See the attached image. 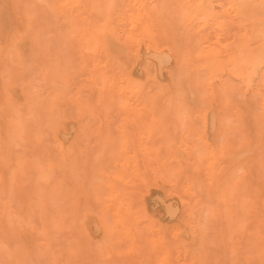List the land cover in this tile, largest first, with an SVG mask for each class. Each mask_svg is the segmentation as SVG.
I'll use <instances>...</instances> for the list:
<instances>
[{
  "label": "rangeland",
  "instance_id": "obj_1",
  "mask_svg": "<svg viewBox=\"0 0 264 264\" xmlns=\"http://www.w3.org/2000/svg\"><path fill=\"white\" fill-rule=\"evenodd\" d=\"M1 1H2V3H1ZM8 1H9V4H8ZM32 2V4H31V2ZM30 1H27V0H18V1H16V0H5V1H3V0H0V16L2 17V19L0 18V25H1V29H2V33H4V34H9V33H11L12 31H14L16 28H18V27H21V26H23V20H22V18H23V16H24V12L25 11H28L29 13H31V15L33 16V17H35V20H33V22H35L36 20H37V16H38V12L40 11V9L42 8L43 9V12H44V14H48V17L50 16V15H52L53 17H56V18H53L52 16H50V21H49V23L51 24V23H54V24H51V25H53V26H51V25H48V26H51V27H53V29H57V31L55 32V30H52V28L51 27H48L49 29H50V31H51V33L50 34H47L48 32H50V31H48L47 29H44L45 28V26H43V24H42V26L41 25H38V24H41V23H44V25H46V22H48V20L49 19H47L46 21H45V19L47 18V16H45V15H43V12L42 11H40L39 13L42 15V16H38V19L40 20V21H36V22H38V24L35 22V23H33V24H37L36 25V27H35V25H34V27L32 26L31 28H30V30H32V31H30L31 33H34V34H31L30 32V34H29V36H30V39L31 38H33V40L31 39H29L30 41H29V44L27 45V55L25 56V59H29V60H31V62L29 61V60H27L28 62H30V64L29 65H31L32 64V67L30 68L29 67V65H28V62L27 61H25V59H24V61L22 62V64H20V67L19 68H21V67H23V66H21V65H23L24 64V66L27 64L28 65V67H27V65H26V71L25 70H22L21 69V72H20V70L19 71H16V69L15 68H12V67H14V66H16V64L14 65V62H12L11 60H8V61H6L5 63H3V64H1V60H0V68H2V69H0V71H2V70H4V68H6V70H4V71H2L1 72V79L3 80V81H1V83H4L5 81H6V78H2V76H4V75H7V73H9V72H14V75H16V73L17 72H20V75L21 76H26L25 78H26V80H25V78H24V81L26 82V81H28V82H26V83H24L23 82V78L21 77L20 79L21 80H17V75H18V77H20L19 76V73H17V75L15 76V78H12V79H14V80H16L18 83H16L17 85H19L20 83H22V84H24V85H28L29 87H31L32 89H34V90H36V89H38V90H40L41 92H44V93H46V91H47V84H46V86L44 85L45 84V82H43V80L42 79H39V80H37L38 78V76L39 75H41V72H40V69H42V67H44V66H51V65H53L54 63H55V60H56V62H62L63 63V60L65 59V57L66 56H68V57H66V59H67V61H68V64H70V62H69V60H72L71 62H73V63H71L70 65H74V67H73V65L72 66H70L69 65V67L70 68H73V69H77V68H75V67H77L78 66V47L76 46L77 44V38L75 37L76 36V34H74L72 31H71V29L69 28V27H66L64 24H63V17H62V14L60 15V14H55L52 10H51V8L49 7V3H48V1L49 0H30ZM37 1V2H36ZM151 1H156V2H158L159 3V6L160 7H158L159 8V21H160V23L162 24V25H164V26H167L166 28H165V30L167 31H165V33L166 34H168V31H171V35H168V40H169V43L168 44H163V45H161V47L158 49V51L160 52L159 53V55H156L155 54V51L153 50V48H151L149 45H148V42L147 41H144V40H142L139 44L138 43H134V44H131L129 47H128V51H127V53H125L126 54V56H125V58H122V57H124V54H122V55H115L114 56V58L117 60V57L119 56V57H121L120 59H121V62H123V64H124V66L126 67V69L128 70V72H131V74H132V76H133V78L139 83V85L143 88V90H142V93H146V94H149V97H147L146 96V99H145V102L143 101V100H140V103H142L139 107H137V110H122L121 108H120V106H117L116 105V101H117V98H116V95L114 94V93H112L109 89H107V88H102V86H100L99 87V82L98 81H96V82H94L93 80H92V78L90 77V74L91 73H93V71H92V68H91V66L89 65V62H90V60H89V58H86V56H85V58L84 59H88L87 60V63H88V65L89 66H87L86 68H85V70H84V72H82L81 74H78L76 77H78V78H75V83H73V85L71 86V94H70V96L71 95H75L76 96V92L77 91H79L80 92V95H82V96H84V98L85 99H87L88 101H89V107L88 108H80V107H78L76 104H74V103H69L68 101H66L65 100V102H64V113L65 114H67L66 115V119L65 120H68L69 122H66V121H62V123H65V124H62L61 125V127L63 126V125H65V126H63L62 128H61V130L59 131V139L60 140H62V141H64V145L66 146V148H69L70 146V144L72 145V147L71 148H73L72 149V151H73V153H72V155H70V158H71V160L69 159V162H68V164H66L65 166L64 165H62V167H63V169L64 170H66V169H69L68 171L72 174V172H74V169L76 168V167H74V166H77V168H76V170L78 171H76L75 170V172L77 173H73L74 175V181L75 182H78L77 183V185L74 183H72V186H76V187H73L75 190H77L78 191V193H76L77 191H75V194H76V196L74 197V199L73 200H75V199H78L76 202H75V206L74 205H72L71 203L69 204H64L63 205V203L64 202H62L61 201V207H63L64 206V208H68V209H71V208H73V210H74V214H75V218H77V215L76 214H78L79 212V217L75 220L76 222L75 223H72V222H70V219H69V221H68V219H67V217L69 218V215H70V211L68 210V211H61V210H64V209H61L60 210V208H58L57 210L58 211H61L62 213V215H61V217L63 216V214H65V212H67L66 214H67V217H64V218H66L67 219V221L64 219V218H62V221H60V223H62V225L60 224V229L59 230H65L64 229V227L66 226V229L69 231H67V234H63L64 233V231H59V230H57L58 231V233H62V235L61 234H57V233H55V231H54V234L52 233V231H51V233L53 234V238L52 239H54V240H52V243H54V245H52V246H55L54 248L52 247V251L53 252H55L56 253V255H55V257H57L56 258V261H55V263L54 264H58L59 262H57L58 261V259L60 260V262L61 263H59V264H67V262H68V264L69 263H71V260H72V258H73V260H72V262H73V264L74 263H76L77 264V262H78V264H96L97 262H98V264H112L113 262V264H115V261H117L116 262V264H130V262H133V263H131V264H148V263H151V260L154 262V263H152V264H215L214 262H216V263H218V264H234V261H235V258H232V255H233V257H236V262H235V264H249V263H252V264H259V262H260V264L262 263V261H263V259H264V257L262 256V255H264V254H261V256H260V254L259 253H257V251H256V248H255V246H254V241H255V239H256V237L257 236H261V237H263L264 238V235H263V233H262V235H261V230H263L262 232H264V229H259L257 226V223H256V221H255V219H256V217H255V213L253 214V215H249V209H250V211H252V208H251V206H250V203L252 202V201H254L255 202V199H253V198H251L250 196H251V191L249 192V193H247L246 195H245V197H244V193H246L247 192V190L248 189H250V185L252 184V182H254V179H253V177H254V175H255V177L254 178H256L257 179V181H255V182H258V186H257V184L256 185H253L252 186V188H251V190H253V189H262L263 187H264V180H263V178H264V175H259V173L260 174H262V173H264V171H262V173H261V170H258V169H256V167L257 166H251V165H254V162H256L255 163V165L256 164H258L259 162V164L261 165H258L259 166V169H262L263 168V170H264V167H263V164H262V162H264V156L262 155V151H261V149H256V152L255 153H257V157H255L256 155H255V153H253V156H252V160H251V162L249 163V164H245V163H241V164H239V165H234V164H231V163H228L227 161H225L224 159L227 157L228 159H229V162L230 161H232V160H230V158H229V154H233V148H235V145H236V143H238V142H240V140L242 139V137L243 136H246V137H248L249 138V140H250V135L251 134H255L256 132L255 131H257L256 129L258 128V124L257 123H259L258 122V116L257 115H259V112H260V110H259V97L255 94V92H254V90L253 89H246L244 86H243V84L241 83V82H239V81H237V80H235V79H233L231 76H229L228 74H223V75H220L219 77H218V79L216 78V79H214V81L212 80L211 82L212 83H210V81L207 79V76H206V74H204V72H200V71H195L194 70V67L192 66V65H190L189 63H188V61H187V56H188V54L190 53V52H194L195 50H197L198 48H200V47H202L204 44H203V42L205 41V39L207 38V37H210V38H213V35H211L212 34V30L210 29V28H207V26L206 27H202L200 24H197L196 25V23H194V24H192V26H189L187 23H183V21L182 20H180V16H181V12H179L180 11V9H181V4H182V0H180L179 1V4L178 3H176L178 0H148V2H151ZM14 2V3H13ZM27 2V3H26ZM36 2V3H35ZM43 2H44V4H45V7H46V4L48 5V9L46 10L45 8H43L42 7V5H43ZM17 3V4H16ZM23 3V4H22ZM35 3V4H34ZM37 3H39V4H37ZM225 3V2H224ZM223 1L221 0H217L216 2H214L213 3V5H212V7H213V11L214 12H221V10H223L224 9V6H223ZM16 4V5H15ZM23 5V7L22 6H20V5ZM25 4V5H24ZM27 4V5H26ZM174 6H173V5ZM178 4V5H177ZM33 5V6H32ZM153 5H154V3H153ZM173 6V7H172ZM177 6H179V7H177ZM14 7V8H13ZM18 8L19 10H20V13H21V15H20V13H19V10L17 9H15V8ZM34 7H35V10H33L34 9ZM40 7V8H39ZM180 8L179 10L178 9H176V8ZM172 8V9H171ZM31 11H30V10ZM11 10V11H10ZM15 10V11H14ZM23 10V15H22V11ZM32 10H33V12H32ZM37 10V11H36ZM50 10V11H49ZM17 12L19 13V14H17ZM48 12V13H47ZM83 12V16H82V18L84 19H88V20H91L92 19V16H91V14L90 13H85L84 11H81V13ZM175 12V13H174ZM177 12V13H176ZM12 13H13V15H12ZM15 13V14H14ZM179 13V14H178ZM80 14V11H77L76 13H75V15H79ZM163 14V15H162ZM3 15V16H2ZM36 15V16H35ZM56 15V16H55ZM162 15V16H161ZM180 15V16H179ZM43 16H45L46 18H44ZM57 16H60V17H57ZM176 16V17H175ZM178 16V17H177ZM40 17H43V18H40ZM53 18V20L54 21H52V18ZM165 17H167V18H165ZM15 18V19H14ZM60 18V19H59ZM62 18V19H61ZM162 18V19H161ZM163 18H165V20H163ZM169 18V19H168ZM17 19V20H16ZM34 19V18H33ZM44 19V21L43 22H41L42 20ZM161 19V20H160ZM170 19L171 20H173L174 21V23H171V21H170ZM179 19V20H178ZM5 22H4V21ZM15 20V21H14ZM56 20H57V22H56ZM52 21V22H51ZM41 22V23H40ZM8 23V24H7ZM16 23V24H15ZM59 23V24H58ZM172 24V25H170L171 27H173V29L170 27V26H168L169 24ZM7 24V25H6ZM10 24V25H9ZM32 24V25H33ZM14 25V26H13ZM57 25V27L56 28H54L55 26ZM59 25H61V31L63 32V33H61V31H60V29H59ZM64 25V26H63ZM4 26H6V27H4ZM44 27V28H43ZM63 27H64V30H63ZM66 27V28H65ZM76 27H77V25H76ZM170 27V28H169ZM14 28V29H13ZM35 28V29H34ZM43 28V29H42ZM47 28V27H46ZM68 28V29H67ZM3 29H6V30H3ZM11 29H13V30H11ZM65 29H66V31H65ZM168 29V30H167ZM9 30V31H8ZM35 30V31H34ZM43 30H45L46 32L45 33H43ZM69 30V31H68ZM199 30H201L200 32H199ZM233 31H231L228 35L229 36H231V34L233 35L234 33H235V30L234 29H232ZM3 31H5V32H3ZM11 31V32H10ZM53 31H54V33L55 34H53L52 35V33H53ZM9 32V33H8ZM37 32V33H36ZM40 32H42V33H40ZM66 32H67V34H66ZM200 34H199V33ZM234 32V33H233ZM65 33V34H64ZM41 34V35H40ZM47 34V35H46ZM59 34H61L62 36L63 35H65L63 38L61 37V36H57V35H59ZM51 37H50V36ZM56 35V36H55ZM69 35V36H68ZM175 35V37H173ZM191 35V36H190ZM196 35H198V36H196ZM211 35V36H210ZM38 37V38H36V37ZM40 36V37H39ZM55 38V39H57V42H56V40L55 39H53V38ZM61 37V40H59V38ZM69 37V38H68ZM169 37H171V39L172 40H170V38ZM193 37V38H192ZM195 37V38H194ZM197 37H199V38H197ZM53 40H52V39ZM76 38V41L74 40ZM50 41H49V40ZM64 39H65V43H64ZM176 39V40H175ZM188 39V40H187ZM1 40V39H0ZM37 40H38V45L36 44V42H37ZM55 40V41H54ZM69 40H70V42H69ZM32 41V42H31ZM58 41H60V42H58ZM67 41V42H66ZM73 41H75L74 42V44H71V42H73ZM172 41V42H171ZM178 42V43H176V42ZM191 41V42H190ZM33 42H35V43H33ZM172 44H171V43ZM193 42V43H192ZM211 42H212V40H211ZM0 43H1V41H0ZM31 43V44H30ZM46 43L49 45H46ZM50 43V44H49ZM55 43V46L56 47H58V48H56L55 50H53V52H52V50H48V48L50 49V47H53L54 45L53 44ZM57 43V44H56ZM60 43H63L62 44V50H61V48H59V46H61V45H59L58 46V44H60ZM32 44H33V47H31L32 46ZM70 44V45H69ZM76 44V45H75ZM178 44V45H177ZM184 44H185V46H184ZM202 44V45H201ZM35 45V46H34ZM53 45V46H52ZM76 46V47H72V46ZM173 45V46H172ZM176 45V46H175ZM182 45V46H181ZM30 46V47H29ZM70 46H71V50H70ZM176 48H175V47ZM205 46V45H204ZM63 47H68L67 48V50H70V52L71 53H69V51L67 52V50L66 49H64ZM171 47V48H170ZM180 47V48H179ZM190 47V48H189ZM29 48V49H28ZM73 48H74V50H73ZM133 48V49H132ZM178 48V49H177ZM36 49L38 50V51H36ZM46 49V50H45ZM131 49H132V51H131ZM34 51V55L36 56V54H37V57H36V59L38 58V60H36V59H34L35 58V56H32L31 54H32V52ZM37 53H36V52ZM63 51H64V53H63ZM66 51V52H65ZM74 51V52H73ZM77 51V53H75ZM180 51V52H179ZM30 52V53H29ZM48 52V53H47ZM49 52H50V54H49ZM57 52V53H56ZM47 53V54H46ZM56 53V54H55ZM67 55H66V54ZM142 53V54H141ZM151 53H153V54H151ZM162 53V54H161ZM166 53V54H165ZM52 54H55V55H52ZM74 54H76L75 55V58L73 57L74 56ZM146 54V55H145ZM150 54V55H149ZM173 54V55H172ZM31 55V56H30ZM51 55L52 56H54L53 58L51 57ZM69 55H72V56H69ZM58 56V59L56 58ZM62 56V57H61ZM77 56V57H76ZM152 56V57H151ZM156 56V57H155ZM181 56V57H180ZM29 57V58H28ZM119 57H118V60H119ZM147 57H149V58H147ZM158 57V58H157ZM62 58V59H61ZM69 58V59H68ZM127 58V59H126ZM146 58V59H145ZM151 58H153V59H151ZM177 58H180V59H177ZM190 58H191V60H192V62L193 63H197V61L192 57V56H190ZM52 59V60H51ZM127 61H126V60ZM130 59H133V60H130ZM51 60V61H50ZM74 60V61H73ZM97 60H100V57H97ZM122 60H124V61H122ZM171 60V61H170ZM49 61V62H48ZM125 61H126V64H125ZM131 61V62H130ZM169 61V62H168ZM178 61V62H177ZM180 61V62H179ZM4 62V61H3ZM7 62H10V64L8 63L7 64ZM129 62V63H128ZM13 63V64H12ZM39 63H41V65L39 64ZM62 63H60V64H62ZM76 63V64H75ZM36 64V65H35ZM51 64V65H50ZM177 64V65H176ZM2 65V66H1ZM3 65H5V66H3ZM8 65H9V67H8ZM13 65V66H12ZM33 65H34V68H38L37 70H38V72H40V74H38V72H37V70H35V69H33ZM43 65V66H42ZM127 65H128V68H127ZM10 66H12L11 68H10ZM36 66V67H35ZM159 66V67H158ZM160 66H161V69H160ZM18 67V66H17ZM52 67V66H51ZM28 68V69H27ZM135 68V69H134ZM177 68V69H176ZM184 68H186V69H184ZM15 69V70H14ZM31 69L32 70H34V71H31ZM175 69V70H174ZM185 71H184V70ZM173 70V71H172ZM6 71V72H5ZM8 71V72H7ZM22 71H25V73L24 72H22ZM184 71V72H183ZM195 71V72H194ZM6 74H5V73ZM30 72V73H29ZM200 72V73H199ZM11 73V74H12ZM35 73H37L36 75H34ZM111 73H115V71L114 70H111ZM189 73H190V75H189ZM198 73V74H197ZM25 74V75H24ZM33 74V75H32ZM159 74H161L160 76H159ZM14 75H13V77H14ZM30 75H31V78H29L30 77ZM34 76H37L36 78L34 77ZM176 76V77H175ZM182 76H185V77H187L188 79H186V78H182ZM42 77V76H41ZM194 77L196 78V79H194ZM40 78V77H39ZM36 79V80H35ZM84 79V80H83ZM183 79V80H182ZM185 79H186V81H188V82H186L185 81ZM192 79V80H191ZM204 79H206V80H204ZM13 80V81H14ZM33 80H35V81H33ZM180 82H179V81ZM181 80H182V82H181ZM199 80V81H198ZM19 81H21V82H19ZM78 81H81V82H78ZM88 83H87V82ZM184 81V82H183ZM195 81V82H194ZM206 81V82H205ZM32 82V83H31ZM37 82V84H39V85H37V84H35ZM43 82L44 84H43V86H44V88L46 89H44V88H41V86H42V84L41 83ZM98 82V83H97ZM191 82V83H190ZM194 82V83H193ZM197 82V83H196ZM208 82V83H207ZM0 83V84H1ZM30 83V84H29ZM37 86V87H33V85L34 84ZM87 83V84H86ZM97 83V84H96ZM180 83H182V85H183V87H184V85H185V87L183 88L182 86V88L183 89H181V87H180ZM22 84H20L19 85V89H22V88H24V87H26V86H23ZM32 84V85H31ZM41 84V85H40ZM78 84V85H77ZM175 84V85H174ZM211 84H215V85H211ZM22 85V86H21ZM34 85V86H35ZM75 85V86H74ZM90 85V86H89ZM101 85V84H100ZM170 85H171V87H172V89L174 90H172L171 91V87H170ZM192 85V86H191ZM200 85V86H199ZM191 86V87H190ZM194 86V87H193ZM197 86V87H196ZM216 88V89H214V87ZM22 87V88H21ZM73 87V88H72ZM165 88V89H164ZM175 88V89H174ZM187 90H186V89ZM210 88V89H209ZM223 88V89H222ZM260 88V87H259ZM73 89V90H72ZM75 89V90H74ZM102 89V90H101ZM164 89V90H163ZM185 89V90H184ZM260 89H262V88H260ZM83 90H84V92H83ZM95 90V91H94ZM167 90V91H166ZM178 90V95L179 96H181L182 94H183V97L181 96L180 98H181V102L180 103H178L177 105H170L167 101H166V98H167V96L169 95V94H171V93H175V91H177ZM192 90V91H191ZM217 90V91H216ZM73 91H76V92H73ZM83 93H82V92ZM86 91V92H85ZM185 91H188L187 93L185 92ZM74 94H73V93ZM93 92V93H92ZM96 92V93H95ZM185 92V93H184ZM219 92V93H218ZM236 92V93H235ZM95 93V94H94ZM165 93V94H164ZM167 93V94H166ZM189 93V94H188ZM231 93V94H230ZM234 93V94H233ZM21 94V95H20ZM101 94H102V96H101ZM161 94H163V95H161ZM186 94H188V95H186ZM192 94L195 96H192ZM248 94V95H247ZM251 94H253V95H251ZM18 95V96H17ZM17 95H15L16 96V98H20V99H22V93H20V91H19V93L17 94ZM94 95H96L95 97L96 98H94L93 96ZM107 95H109V96H107ZM113 95H115V96H113ZM166 95V96H165ZM187 96L186 97V99L184 98L185 96ZM191 97H190V96ZM220 95V96H219ZM237 95H239V96H237ZM247 95V96H246ZM99 96H101V97H99ZM160 96V97H159ZM164 96V97H163ZM233 96V97H232ZM243 96H245V97H243ZM251 96V97H250ZM256 96V97H255ZM92 97H93V99L94 100H91L92 99ZM103 97V98H102ZM162 97H163V99H162ZM188 97H189V99H188ZM195 99H194V98ZM217 97V98H216ZM218 97L220 98V99H218ZM89 98H90V100H91V102H90V100H89ZM100 98H102V101L103 102H101V99ZM192 98V99H191ZM213 98V99H212ZM217 99V100H215V99ZM253 98V99H252ZM162 99V101H160ZM188 99V100H187ZM194 99V100H193ZM204 99V100H203ZM239 100V102L241 101V103H242V105L244 104V106H245V109L247 108V102H246V100L245 101H243L244 99H248L251 103H252V105L254 104L255 106H253V108L254 109H252V105H251V103H248V107H251V109L250 108H247L246 110L245 109H243L244 108V106H242V105H240L241 103H239L238 102V100ZM240 99H242V100H240ZM255 99H256V101H255ZM190 100V101H189ZM213 100V101H212ZM232 100V101H231ZM234 100V101H233ZM235 100L237 101V102H235ZM253 100V101H252ZM258 100V101H257ZM93 101H95V102H93ZM104 101H105V103H104ZM106 101H110V103L109 104H111V105H109L108 104V102H106ZM112 101V102H111ZM185 102V104L186 103H188L189 105H184L183 103ZM212 101V102H211ZM231 101V102H230ZM156 102H158L157 104H159V105H157L156 104ZM162 102V104H160ZM216 102V103H215ZM244 102V103H243ZM254 102V103H253ZM256 102H257V104H256ZM67 103V104H66ZM208 103V104H207ZM212 103H213V105H212ZM228 103V104H227ZM69 104V105H68ZM105 104V105H104ZM163 104H165V105H167V106H165V105H163ZM169 104V105H168ZM218 106H217V105ZM96 105L98 106V109H97V107H96ZM104 105V106H103ZM190 105H192V106H190ZM211 105H212V107H211ZM219 105H220V107H219ZM233 105V106H232ZM235 105V106H234ZM72 106V107H71ZM155 106H156V109H155ZM162 106H164V107H162ZM68 107H70V110H66V109H68ZM105 109H104V108ZM117 107V108H116ZM154 107V108H153ZM160 107V108H159ZM162 107V108H161ZM214 107V108H213ZM227 107H229V108H227ZM234 107V108H233ZM243 107V108H242ZM258 107V108H257ZM164 108V110L166 111V112H163L162 113V111H164V110H161V109H163ZM193 108V109H192ZM209 108H211V111H213V112H210V110H209ZM213 108V109H212ZM227 108V109H226ZM95 109H97V111L95 110ZM114 109V110H113ZM158 109H159V111H158ZM226 109V110H225ZM234 109V110H233ZM250 109V110H249ZM259 110L257 113H250V112H252V111H254V110ZM98 110H99V112H98ZM102 110V111H101ZM110 110V111H109ZM117 110V111H116ZM209 110V111H208ZM229 110V111H228ZM231 110V111H230ZM248 110V111H247ZM87 111V114L85 113ZM95 111V112H94ZM111 111H112V113H111ZM123 111V112H122ZM156 111H158V112H156ZM234 111H238L240 114H241V117L240 118H237L235 115H234ZM246 113H248V114H246L247 116L249 115V114H251V115H249V117H248V119L247 120H244V119H246L247 117H245V112ZM250 111V112H249ZM83 112V113H82ZM104 112V113H103ZM106 112V113H105ZM231 112V113H230ZM68 113L70 114V115H68ZM99 113H100V115H99ZM101 113H103V115H101ZM109 113H111V115L109 114ZM119 115H118V114ZM123 113V114H122ZM158 113V114H157ZM160 113V114H159ZM194 113V114H193ZM209 114V116H208V114ZM212 113V119L214 118V120H215V122H214V120L212 121V120H210L211 119V117H210V114ZM115 114H117L116 116L117 117H119V121L117 122V121H113L114 120V117H116L115 116ZM146 114V115H145ZM155 114H156V116H155ZM173 114V115H172ZM255 115V116H252V115ZM112 115H113V117H112ZM121 115V116H120ZM144 115L147 117H144ZM157 115H159V116H157ZM89 116V119L91 120V121H95V119L96 120H100L99 122H95V124L93 123V122H91L89 119V121H87L86 119H87V117ZM92 117V119H91V117ZM102 116H103V119H102ZM155 116V117H154ZM161 116H164L163 118L161 117ZM192 116V117H191ZM194 116V117H193ZM234 116V117H233ZM250 116H252V117H250ZM69 117V118H68ZM83 117H86L85 119L83 118ZM115 118V120L117 119L118 120V118ZM141 117H143L144 118V120H142V121H140L139 120V118H141ZM197 117V118H196ZM208 117H209V119H208ZM253 117H256L255 118V120L257 121H255V120H253L254 118ZM68 118V119H67ZM71 118V119H70ZM75 118V119H74ZM171 118V119H170ZM195 118V122H194V119ZM235 118V120H233ZM252 120V122H256L255 123V125H254V123H252V122H249L248 120H250V119ZM146 119V120H145ZM148 119V120H147ZM191 119V120H190ZM244 121H248L251 125H247L248 123H240L239 121H241V122H243V120ZM81 120V121H80ZM83 120V121H82ZM85 120L87 121V124H86V122H85ZM165 120L167 121L168 120V122H165ZM199 121L200 120V126L201 127H199V123L197 122V121ZM209 120H210V122L211 123H209ZM239 120V121H238ZM74 121V122H73ZM137 121V122H136ZM143 121H145V122H143ZM233 121H235L234 123H233ZM76 122V123H75ZM84 123V124H82V123ZM103 122V123H102ZM112 122H116L115 124H113ZM129 122H132V123H129ZM135 122V123H134ZM139 122V125H137V123ZM140 122L142 123L141 125H142V127H141V125H140ZM187 122H188V124H187ZM190 122V123H189ZM239 122V123H238ZM78 123V124H77ZM191 123H194V125H196L195 127H194V125L193 124H191ZM103 124V125H102ZM110 124H112L111 126H110ZM131 124V125H130ZM133 124H134V126L136 127V130L134 129L135 127L133 126ZM136 124V125H135ZM144 124V125H143ZM203 124V125H202ZM241 124H242V126H241ZM243 124H245V126L243 125ZM84 125V126H83ZM86 125V126H85ZM93 125H95V129H94V127H93ZM212 125V126H211ZM237 125V126H236ZM72 126V127H71ZM76 126V127H75ZM90 126H92V127H90ZM101 126H102V129H101ZM129 127L130 129H128L127 127ZM131 126V127H130ZM213 126H214V128H213ZM234 126V127H233ZM238 126H240L239 128H238ZM251 126V127H250ZM254 126H256L255 127V129H254ZM83 127H85V128H83ZM106 127V128H105ZM110 127H113L114 128V130H112L113 128H110ZM134 127V128H133ZM137 127H140V128H137ZM152 127V128H151ZM166 127L169 129L170 128V130L171 131H174L173 133L172 132H168V130L166 129ZM171 127H172V129H171ZM210 127V128H209ZM247 127H250V128H252V129H254L255 131V133H251V131H252V129H250V128H248L247 129ZM65 128V129H64ZM89 128H90V130H89ZM131 128H132V130H133V132H134V130L136 131V133H137V135H135L136 133L134 132L133 133V136H136L135 137V145H136V148L137 149H135V145L133 144V136L131 135ZM68 129V130H67ZM70 129V130H69ZM83 129H86V130H84L83 131ZM104 129V130H103ZM138 129V130H137ZM152 129H154V131H152ZM178 129L180 130L179 131V133H178ZM207 129H210V130H213V131H210V130H207ZM244 129H246V130H244ZM72 130V131H71ZM87 130H89V134H88V136H87ZM106 130V131H105ZM113 131V132H111V133H115L114 134V136L112 137V136H110L111 135V133H110V131ZM163 130V131H162ZM165 130V131H164ZM193 130H194V132H193ZM251 130V131H250ZM67 133H66V132ZM70 131V132H69ZM86 131V135H84L83 137H82V133H84ZM97 131V132H96ZM130 131V132H129ZM206 131V132H205ZM246 131V132H245ZM62 132V133H61ZM126 132H128V133H126ZM189 132V133H188ZM211 132V133H210ZM249 132H250V134H249ZM70 133V134H69ZM95 134V135H91V134ZM164 135H163V134ZM176 133H178L179 134V137H177L178 139H179V141L177 142V138H176V136H178V135H176ZM187 133V134H186ZM196 133L198 134V136H195L196 135ZM207 133V134H206ZM81 136H80V135ZM110 134V135H109ZM112 134V135H113ZM156 134V135H155ZM174 136V138H173V136ZM189 134V135H188ZM190 134H192V135H190ZM211 134V136L209 137V136H207V135H210ZM249 134V135H248ZM48 135V134H47ZM47 135L44 137V139L46 140L48 137H47ZM65 135V136H64ZM89 135H91V137L89 136ZM103 135V136H102ZM257 135V133L254 135V138H252L251 139V141H254V139H255V137H257L256 136ZM95 136V137H94ZM194 136V137H193ZM253 136V135H252ZM251 136V137H252ZM86 137H88V138H86ZM102 137V138H101ZM109 137H111L110 139H109ZM114 137H116V138H114ZM158 137V138H157ZM205 137V138H204ZM62 138V139H61ZM82 138V140H80ZM92 138H93V140H92ZM95 138H97V139H95ZM112 138H114V139H112ZM185 138V139H184ZM191 138H193V139H191ZM207 138V139H206ZM85 139V140H84ZM88 139V140H87ZM92 141H91V140ZM100 139V140H99ZM108 141H107V140ZM112 139V140H111ZM158 139V140H157ZM160 139H162V141L160 140ZM170 139V140H169ZM176 139V141H174ZM200 139V140H199ZM47 140H49V143H48V141H45V145L47 146V147H49L50 149H54V143L52 142V139H51V136H50V138L49 139H47ZM80 141V143H82V145L79 143V141ZM115 140V141H114ZM165 140H167V141H165ZM173 140V141H172ZM188 141V143H186L187 141ZM201 141V142H199V141ZM210 140V141H209ZM61 141V142H62ZM81 141H84V142H81ZM117 141V142H116ZM124 141H127V142H124ZM159 141V142H158ZM199 143H198V142ZM234 141H236V142H234ZM90 142V143H89ZM98 142H100V144L98 143ZM111 142H112V144L114 143V145H115V147H116V149L115 148H112V146H110L111 145ZM123 142H124V144H123ZM129 142H130V144H129ZM132 142V143H131ZM155 144H154V143ZM156 142H158V144L156 143ZM164 142V143H163ZM165 142H166V144H165ZM92 143H93V145H92ZM160 143V144H159ZM163 143V145H161ZM190 143V144H189ZM74 144H75V146H74ZM80 144V145H79ZM86 144V145H85ZM97 144V145H96ZM108 144H110L109 146H110V148L107 146ZM154 144V145H153ZM157 144V145H156ZM129 145H131L130 147L132 148H130L129 147ZM172 145H175L174 147H176L175 148V150H174V148H173V146ZM179 145V146H178ZM204 145V146H203ZM67 146H69V147H67ZM95 147V149L93 148V147ZM128 146V147H127ZM132 146H134V147H132ZM167 147V148H169V149H167L168 151H166V147L164 148V150H163V147ZM76 147V148H75ZM104 147L105 148H109V149H106L107 150V152L105 151V149H104ZM194 147H196V148H194ZM205 147V148H204ZM21 148H22V150H24L25 148H23V146H21ZM21 148H18L19 150H21ZM48 148V151L50 150ZM87 148H88V150H87ZM92 148V149H91ZM129 148L132 150H129ZM209 148V149H208ZM90 149H91V152H90ZM95 150L94 151V153H92L93 151L92 150ZM112 149H114V151H112ZM21 150V151H22ZM127 150V151H126ZM161 150H162V154L160 155V152H161ZM179 150H180V153H179ZM112 151V152H111ZM122 151V152H121ZM154 151V152H153ZM176 151H178L177 153H176ZM191 151V152H190ZM194 151V152H193ZM24 153V155L25 154H27V152H29L30 153V150H29V148L28 149H25L24 151H23ZM26 152V153H25ZM53 152V153H52ZM51 153H50V155L52 154L53 156L55 155V151L53 150ZM106 154V155H108L109 157H107V159L108 160H110L109 158H111V156H112V158H111V161H112V163H108V162H110V161H107L106 162V164H107V166L108 167H111L112 165L111 164H113V162H115L116 164H119V165H121V166H123V168H125V176H124V178L122 179L123 181L121 182V184L120 185H122V186H124V185H126V186H124V187H121V191H122V194H121V196H119V199H117V204H118V206H115L114 208L112 207L113 206V202H111L110 201V199H108L109 198V196H108V192L106 191V190H104L103 188H101V189H99L98 190V193L99 194H96L97 193V191L94 193V191H93V189L91 190L90 189V184H99L100 182H101V180L98 178V176H97V167H98V164H99V162L102 160V159H106V155H104V153ZM114 152V153H113ZM150 152V153H149ZM152 152V153H151ZM164 152H166V154L164 153ZM259 152H261V153H259ZM28 153V154H29ZM79 153V155H77ZM92 154V155H90V154ZM139 153V155H137ZM174 153V154H173ZM184 153H185V155H184ZM202 153V154H201ZM229 153V154H228ZM154 156H153V155ZM156 154H157V157H156ZM168 154V156H166L167 157V159H166V157H164L165 155H167ZM177 155V157H176V155ZM193 154V155H192ZM207 154V155H206ZM211 154H214V158H210V155ZM228 154V155H227ZM261 156H260V155ZM31 155V153L28 155V157L25 155V157L26 158H28L29 160H32L30 157ZM38 156H40L41 157V153H40V155L39 154H37ZM81 155H82V157L84 156V155H86V156H84L83 157V159L86 157V159H84L86 162H78V161H81L82 160V157H81ZM148 155V156H147ZM152 155V156H151ZM160 155V156H159ZM170 155V156H169ZM200 155V156H199ZM224 155V156H223ZM69 156V155H68ZM93 156V157H92ZM116 158H115V157ZM123 156V157H122ZM143 156V157H142ZM146 156H147V158H146ZM162 156V157H161ZM193 156V158L191 159L190 157H192ZM226 156V157H225ZM230 156H232V155H230ZM39 157V158H40ZM78 157H81V160H78ZM104 157V158H103ZM161 157V159H158V160H156L157 158H160ZM170 157V158H169ZM175 157V158H174ZM185 157V158H184ZM261 157V158H260ZM263 157V158H262ZM42 158V157H41ZM59 159H60V157H58ZM89 158H91V160H89ZM101 158V159H100ZM156 158V159H155ZM165 158V159H164ZM169 158V159H168ZM179 158H182V159H180L179 160ZM194 158H196V159H194ZM198 158H199V160H200V162H199V165H198ZM260 158V159H259ZM58 159V160H59ZM74 159V160H73ZM95 159H97V161L95 160ZM172 159V160H171ZM176 159V160H175ZM190 159V160H189ZM216 159V160H215ZM227 159V160H228ZM254 159H256V160H254ZM72 160H73V162H75V164H73V162H72ZM76 160V161H75ZM83 160V161H84ZM87 160H89L88 162H87ZM119 160V161H118ZM140 160V165H139V162L138 161ZM166 160H168V161H166ZM203 160V161H202ZM209 160H211V161H209ZM213 160V161H212ZM218 160H220V161H218ZM222 160H224L225 161V163H224V161L222 162ZM261 160V161H260ZM263 160V161H262ZM93 161H95V164H93L94 162ZM105 161V160H104ZM158 161V162H157ZM172 161H173V163H172ZM191 161V162H190ZM254 161V162H253ZM79 163V165H78V163ZM93 162V163H92ZM151 164H150V163ZM161 162H163V164H161ZM168 164H166V163ZM176 162V163H175ZM183 162V163H182ZM219 164H218V163ZM86 163H87V165H86ZM88 163H90V165L88 164ZM147 163H149L148 165H146ZM213 163V164H212ZM216 163V164H215ZM227 163H228V165L230 164L231 166H228L227 165ZM233 163V162H232ZM155 164H156V166H155ZM162 166H161V165ZM167 166H166V165ZM172 164V165H171ZM183 164H186V165H183ZM203 164V165H202ZM215 164V165H214ZM71 165V166H70ZM84 165H85V167H84ZM141 165H142V167H143V170H141L142 168H141ZM164 165V166H163ZM70 166V167H69ZM79 166V167H78ZM81 166H83V168L81 167ZM87 166V167H86ZM145 166H147V167H145ZM190 166V167H189ZM191 166H193V168L191 167ZM200 166V167H199ZM202 166V167H201ZM218 166H219V168H218ZM224 166H228L227 167V169H226V172L228 171V173H225V169L224 170H222L223 168H225ZM232 166H236L234 169H229L230 167H232ZM247 167V170L245 169V167ZM250 166H251V168L253 167L254 168V170H255V173H254V175L252 176V173L254 172V171H251L252 169L250 168ZM170 167L171 168H173V167H175L174 169H170ZM205 167V168H204ZM207 167V168H206ZM213 169H212V168ZM74 168V169H73ZM198 168V169H197ZM202 168V169H201ZM203 168H204V170H203ZM209 168V169H208ZM80 169V170H79ZM86 169V170H85ZM109 169V168H108ZM149 169V171H150V173L148 172V171H146V170H148ZM155 169V170H154ZM161 169H163V171H160ZM189 170L190 172H191V176H193V177H191L190 176V172L188 173V172H186L187 173V175L186 174H183V173H185V170ZM229 169V170H228ZM237 169V170H236ZM83 170V171H82ZM91 170V171H90ZM139 170V171H138ZM140 170H141V174H140ZM145 170V172H143ZM172 170V171H171ZM181 170H182V172H181ZM186 170V171H187ZM200 170L202 171L203 170V173H201L200 172ZM213 170H215V171H213ZM233 170V171H232ZM234 170H236V171H234ZM128 171V172H127ZM205 171H207V172H205ZM220 171H224V172H222V173H225V174H227V176H225L224 174V177L222 176V178L220 177V179H218L219 178V174H222ZM230 171V172H229ZM239 171H241V172H239ZM257 171V172H256ZM87 173V175L86 174H84V173ZM89 172H90V174H92V175H89ZM93 172V173H92ZM146 172H148L147 174H145ZM169 172V173H168ZM172 172V176L170 177V173ZM199 172V173H198ZM215 172V173H214ZM176 175H175V174ZM179 173V174H178ZM192 173H193V175H192ZM201 176V177H198V174ZM219 173V174H218ZM230 173V174H229ZM95 174V175H94ZM145 174V175H144ZM162 174V175H161ZM167 174V175H166ZM197 174V175H196ZM214 174H216V176L214 175ZM82 176V178L84 177L85 179H81V176ZM89 175V177H87V181H86V176H88ZM149 175L150 177L149 178H147V176ZM167 177H166V176ZM184 177V178H182V176ZM234 175H238V176H244V179H243V181L244 182H242V186H240V188L241 189H235L234 187H229V183H228V181H229V177H231V176H234ZM247 175V176H246ZM94 176V177H93ZM142 176V177H141ZM145 176H146V178H147V180H149V182L147 181L146 182V178H145ZM156 176V177H155ZM218 176V177H217ZM251 176V177H250ZM262 178V179H260V177ZM66 177V176H65ZM153 177V178H152ZM159 177V178H158ZM214 179H213V178ZM217 177V178H216ZM250 177V178H249ZM90 178V179H89ZM152 178V179H151ZM196 178V179H195ZM246 178L247 179H249L248 181H245L246 180ZM251 178H252V180H251ZM63 179H66V178H63ZM68 179V182H70L69 184L68 183H65L67 186H69V187H72L70 184H71V182L73 181L72 179H70V178H67ZM81 180V184H80V180L79 181H76V180ZM94 179V180H93ZM159 179V180H158ZM205 179V180H204ZM213 179V180H212ZM218 179V180H217ZM255 179V180H256ZM90 180V181H89ZM98 180V181H97ZM136 180H137V182H136ZM155 180H157V183L155 182ZM172 180V181H171ZM196 180V181H195ZM208 180H210V181H208ZM215 180V181H214ZM260 180H263V183L260 181ZM83 181H85L86 183L84 184V182ZM92 181V182H91ZM142 181V182H141ZM152 181V183H150ZM180 181H181V183H180ZM192 182V184L193 185H190V186H188L189 185V182ZM204 181H206V182H204ZM250 181V182H249ZM67 182V181H66ZM95 182V183H94ZM97 182V183H96ZM161 182V183H160ZM208 182V183H207ZM224 183V185H223V183ZM254 182V183H255ZM88 183V184H87ZM158 183H160V184H158ZM184 183V184H183ZM186 183V184H185ZM247 183H249L248 185H249V188H248V186L246 185ZM260 183H262L263 185H261ZM85 185V186H83V185ZM142 186V184H145L144 186L145 187H148V188H145V187H141L140 185ZM151 184H153V186L151 185ZM154 184H155V186H156V188L154 187ZM166 184V185H165ZM178 184H179V186H178ZM209 184V185H208ZM222 184V185H221ZM244 184L246 185V186H244ZM87 185V186H86ZM139 185V186H138ZM147 185V186H146ZM158 185H159V187H158ZM170 185V186H169ZM174 185H176L177 186V188H176V186H174ZM201 185V186H200ZM215 185V186H214ZM226 185H227V188H226ZM77 186H78V188H77ZM138 186V187H137ZM151 186V187H150ZM172 186H174V189H173V187ZM195 186H196V188H195ZM206 186V187H205ZM213 188H215V189H213ZM87 187V188H86ZM128 187H130V188H128ZM170 187V188H169ZM198 187H200V188H198ZM201 187H202V189H201ZM247 188V190L246 191H243V189L244 188ZM77 188V189H76ZM80 188V190H78ZM84 188H86L85 190H84ZM144 188V189H143ZM193 188H195V189H193ZM211 188V189H210ZM245 188V189H246ZM87 189H88V191H87ZM103 189V190H102ZM140 189H142V190H140ZM146 189H147V191H146ZM159 189H161V190H159ZM179 189V190H178ZM196 189L198 190V192L196 191ZM204 189V190H203ZM205 189H206V191H205ZM215 191H213V190ZM219 189L221 190L222 189V191H221V193L222 194H220V191H219ZM244 189V190H245ZM258 189V190H259ZM261 189L259 190V191H261ZM239 190L241 191V192H239ZM2 191H4V190H2ZM83 191H84V193H83ZM201 191V192H200ZM203 191H205L206 193L204 194L205 196H204V198L201 196L204 192ZM212 193H211V192ZM219 191V192H218ZM232 191H233V193H232ZM249 191V190H248ZM264 191V190H263ZM5 192V191H4ZM4 192H0V193H3V195L5 194ZM133 192V193H132ZM166 192V193H165ZM203 192V193H202ZM214 192V193H213ZM262 192V191H261ZM104 193V194H103ZM135 193H138V194H135ZM143 193V194H142ZM147 193V194H146ZM183 194V197H182V194ZM198 193H200V195H197ZM224 193H226V195H224ZM234 193H240L239 195L238 194H236L240 199L238 200V198L236 197H234V195H232V194H234ZM242 193V194H241ZM90 194L92 195V197H90ZM207 194V195H206ZM209 194V195H208ZM249 194V195H248ZM262 194V193H261ZM264 194V193H263ZM2 195V194H1ZM1 195H0V197H1ZM6 195V194H5ZM77 195H78V197H77ZM87 195V196H86ZM158 196V198H157V196ZM166 195V196H165ZM211 195V196H210ZM218 195H220V197L218 196ZM135 196V197H134ZM143 196V197H142ZM195 196H196V198H195ZM198 196V197H197ZM207 196V198H205ZM226 196H227V198H226ZM229 196V197H228ZM4 197V196H3ZM7 197V196H6ZM6 197L5 198H2V199H5L6 200ZM85 197V198H84ZM90 197V198H89ZM160 197V198H159ZM185 197H188L187 199H189V201L191 202H189L188 200H187V202H186V198ZM211 197H213V198H211ZM214 197H215V199H214ZM248 197V198H247ZM84 198V199H83ZM93 200H92V199ZM201 198L205 201H201ZM228 198H230V199H228ZM247 200H246V199ZM17 199V198H16ZM87 199V200H86ZM163 199V200H162ZM217 199V200H216ZM222 199V200H221ZM225 199H226V201H225ZM231 199H233V201L231 200ZM235 199H237L236 201H238V202H236L235 201ZM242 199V200H241ZM249 199V200H248ZM260 199V200H259ZM21 200V199H20ZM87 202H86V201ZM138 200H139V202H138ZM161 200H162V202H161ZM185 200V201H184ZM207 200V201H206ZM209 200V201H208ZM214 200H216V201H218L219 202V204L220 203H222L221 204V206L217 203V202H215ZM220 200V201H219ZM231 200V201H230ZM257 200V202H255V204H256V206H257V208H259V206H261V205H259L258 206V202L259 201H261V197L259 198L258 197V199H256ZM13 201H15V200H13ZM17 201H19V200H17ZM22 201V200H21ZM21 201H19V205H22L21 204ZM83 201H85L86 202V204L87 205H84V203H83ZM135 201V202H134ZM140 201L142 202V203H140ZM145 201V202H144ZM200 201V202H199ZM211 201H213V202H211ZM251 201V202H250ZM60 202V201H59ZM58 202V205L56 204V205H54V206H52L53 208L52 209H56L57 208V206H59V203ZM78 202H80L79 204H78ZM133 202H134V204L137 202L138 204L140 203V204H142V206H140V204L138 205V204H133ZM169 202V203H168ZM189 202V203H188ZM248 202V203H247ZM250 202V203H249ZM16 203V202H15ZM18 203V202H17ZM95 203H96V205H97V203H98V205H97V207L95 206ZM143 203H145V204H143ZM164 203V204H163ZM201 203V204H200ZM208 203V204H207ZM212 203V204H211ZM215 203V204H214ZM228 203V205H226ZM231 203H235V205H231ZM236 203H238V205L236 204ZM260 203V202H259ZM12 204H13V202L12 203H10V205L12 206ZM77 204V205H76ZM81 204V205H80ZM194 204V205H193ZM210 204V205H209ZM241 204V205H240ZM245 204H247V205H245ZM14 205V204H13ZM65 205H67L66 207H65ZM69 205H71V207L69 206ZM92 205H94L95 206V209H94V207L92 206ZM134 205V206H133ZM211 205H213V207L211 206ZM216 207H215V206ZM224 205H226V207L224 206ZM240 205V206H239ZM15 206H17V204H15L14 205V208H15ZM77 206L79 207V208H77ZM81 206H83L82 208H81ZM89 206H90V208H92V209H90L89 208ZM166 206V207H165ZM172 206V207H171ZM176 206V207H175ZM186 206L188 207L187 209H186ZM234 206H239V207H234ZM19 207V206H18ZM56 207V208H55ZM195 207V208H194ZM209 207L211 208V209H209ZM221 207H223V208H220ZM245 207V208H244ZM249 207V208H248ZM262 207V206H261ZM260 207V208H261ZM135 208V209H134ZM232 208V209H231ZM236 208H238V209H236ZM16 209V208H15ZM142 209V210H141ZM144 209H146V211H144ZM173 209V210H172ZM186 211H184V210ZM239 209L241 210V211H239ZM262 209H263V207H262ZM82 212H81V211ZM92 210V211H91ZM172 210V211H171ZM236 210H237V213H239L240 214V216L238 217L236 214ZM246 210V211H245ZM257 211H258V209H256ZM182 211H184V212H182ZM226 211V212H225ZM233 211V212H232ZM234 211H235V213H234ZM242 211H244V212H248L247 214L246 213H244V212H242ZM92 212V213H91ZM150 214H149V213ZM152 212H154V213H152ZM222 212H224V214L222 213ZM86 213H87V216H86ZM98 213H99V215H98ZM166 213H167V215H166ZM170 213V214H169ZM172 213V214H171ZM181 213V214H180ZM224 215V216H222V214ZM230 213V214H229ZM244 213V214H243ZM251 213H253V212H251ZM257 213H261V211H258ZM82 214V215H81ZM92 214V215H91ZM174 214H176V215H174ZM181 215L180 217L178 216V215ZM182 214H183V217H182ZM243 216H242V215ZM226 215V216H225ZM229 215L231 216V217H229ZM235 215V216H234ZM64 216H66V215H64ZM118 216V217H117ZM201 216V217H200ZM216 216H218L219 217V222L217 221V217ZM252 216H253V218H252ZM86 217V218H85ZM120 217V218H119ZM172 217V218H171ZM182 217V218H181ZM222 217V218H221ZM227 217H228V220H230V222L227 220ZM236 217H238V218H236ZM247 217H249V218H252L253 220H252V222L253 221H255L254 223H252V224H255V225H252V226H250V228L248 227V225L249 224H251V221H250V219L249 218H247ZM254 217H255V219H254ZM91 218V219H90ZM216 218V219H215ZM221 218V219H220ZM95 219H96V222H95ZM117 219H120L121 221H122V223H120V224H117L116 222H117ZM222 219H223V221L224 220H227V222L225 221V225H226V227L227 228H224L225 227V225L224 224H222L223 222H222ZM234 219V223L233 224H235V228H236V224L238 223V225H240V228H239V226H238V228H239V230H241V233L238 231V229H237V231L235 230V228H233L234 227V225H233V227L231 226V224H229V223H231V222H233L232 220ZM240 221H239V220ZM245 219H247V220H249V221H247L246 222V220ZM93 220V221H92ZM218 222V224L219 223H221L222 225H218L217 224V222ZM221 220V221H220ZM235 220L237 221V222H235ZM37 221V220H36ZM67 222L66 224L67 225H63V223L64 222ZM213 221V222H212ZM214 221H215V223H214ZM242 221H243V225H245V227L246 228H244L243 227V225H242ZM82 224H81V223ZM180 222V223H179ZM192 222V223H191ZM37 223V222H36ZM68 223H70L71 225V227H69L68 226ZM248 223V224H247ZM78 224H80V226H77ZM93 224H95V228H94V225ZM97 224V225H96ZM114 224H116V225H114ZM214 224H215V226H214ZM229 224V225H228ZM223 225H224V227H223ZM64 226V227H63ZM96 226H98V227H96ZM186 226V227H185ZM214 226V227H213ZM217 226V228L219 229H215V227ZM222 226V227H221ZM241 226H242V228H241ZM62 227V228H61ZM67 227H69L70 229H72V228H76L77 227V231H76V229L74 230L73 229V231L75 232H78L77 234L79 235V237H80V234H82L81 236L82 237H78L79 239H77V235H74V236H76V237H74L73 236V234H71V233H73V231H70ZM90 227H91V229H90ZM142 227V228H141ZM212 227H213V229H212ZM234 229V230H232V228ZM256 227V228H255ZM100 228V229H99ZM144 228V229H143ZM223 228H224V230H223ZM229 228H231V230H227V229H229ZM252 229V230H249V229ZM96 229L98 230H100V231H98V233H96L97 231H96ZM206 229H209V230H206ZM243 229H246L245 231H243ZM247 229H248V231H247ZM256 229H257V231H256ZM81 230V231H80ZM84 230H85V232H84ZM145 231V232H143V231ZM212 230V231H211ZM215 230V231H214ZM83 231V232H82ZM207 231H211V233L210 234H208V239L209 240H207V238L205 237V240H204V235H206L205 233L207 232ZM222 231H227L225 234L227 235V233L228 232H230V234L228 233V235L229 236H226V235H224V233L222 232ZM234 231H236V234H238L239 233V235L237 236L236 234H235V232ZM247 231V235H250V239L251 240H248L247 239V237L248 236H246V235H244L243 234V236H242V232L243 233H245ZM260 231V232H259ZM75 232V233H76ZM213 232H215V233H213ZM233 232V233H232ZM252 232L254 233H257L258 235H254V234H252ZM65 233H66V231H65ZM80 233V234H79ZM144 233V234H143ZM149 233V234H148ZM250 233V234H249ZM52 234H51V236H52ZM114 234V235H113ZM140 234V235H139ZM179 234V235H178ZM211 234H213L214 235V239H212V237L210 236ZM233 234V235H232ZM235 234V235H234ZM57 235H60V237L58 238L59 239V241L61 240V242L62 241H69V243H70V246H69V243L67 244L68 246H66L64 243H66V242H62L63 243V245H61V243L58 245L57 243H59V242H57ZM64 235H66V236H64ZM141 235H143V236H141ZM166 235V236H165ZM169 235V236H168ZM221 235V236H220ZM232 235V236H231ZM253 235H254V237H253ZM57 236V237H56ZM61 236H62V239H60L61 238ZM83 236H84V238H83ZM89 236V237H88ZM109 236V237H108ZM145 236V237H144ZM211 238H210V237ZM215 236H218L216 239H215ZM225 236V237H224ZM233 236H234V238L235 239H233ZM241 237V239H239L238 237ZM244 236H246V243H247V248H246V244L244 245L243 244V238H244ZM251 236L254 238H251ZM96 237H97V239H96ZM99 237V238H98ZM219 237H221V238H219ZM223 237L225 238V239H223ZM66 238V239H65ZM87 238V239H86ZM140 238V239H139ZM231 238V239H230ZM64 239V240H63ZM81 239V240H80ZM85 239V242L86 243H88L89 241L91 242L92 240L94 241V242H96L95 244H94V247H91V244H90V242H89V244L87 245V244H85L86 246H85V248L82 246V243L84 242L83 240ZM90 239V240H89ZM94 239H96V240H94ZM105 239V240H104ZM142 239H143V241H142ZM145 239V240H144ZM210 239H212V240H210ZM239 239V240H238ZM78 240V241H77ZM87 240V241H86ZM122 240H125L124 242L122 241ZM128 240V241H127ZM173 240L175 241V243L173 242ZM218 240H220L221 241V243H222V245H221V243H220V241H218ZM79 241H82V242H80L79 243ZM92 241V243H94ZM113 241V242H112ZM126 241H127V243H126ZM147 241V242H146ZM177 241V242H176ZM223 241V242H222ZM240 241H241V244H240ZM248 241H249V244H248ZM119 242H121V244L119 243ZM123 242V243H122ZM208 242V243H207ZM213 244H212V243ZM226 242V243H225ZM227 242H228V244H227ZM231 244H233V245H231ZM233 242V243H232ZM11 243V242H10ZM10 243L8 244V247H7V250L9 251V253H11V256H13V254L14 253H16V250H14L13 251V249H15V247L14 246H12L13 244L11 243V246L13 247V248H9L10 246ZM75 244V245H73V244ZM98 243H99V246L100 247H98ZM120 244L122 247L121 248H119L120 246L118 245V244ZM125 243V247L123 246V244ZM144 243V244H143ZM146 243H147V245H146ZM211 243V244H210ZM239 243V244H238ZM244 243H245V241H244ZM33 244V247H31V252L28 254V258L29 257H31L32 255L33 256H36V259H35V257H31V259L29 258H27L26 259V261H25V263H23V264H31V263H33V264H36V262H37V264H49V262L48 263H46L47 261H50V257L48 256L49 254L47 253L46 254V251L44 250L43 251V248L41 247V246H39V245H37L36 243H32ZM34 244H36V245H34ZM71 244H72V246L73 247H75V249H73V247L71 246ZM78 244H80V246L83 248V249H85V250H87V249H89V250H87V252L85 251V252H83V249L82 248H80L79 247V245ZM96 244H97V246H96ZM106 244H108L107 246H106ZM117 245V247L115 246V245ZM215 244L217 245V247H216V250H215ZM60 245H61V247L63 246V248L66 246V248H61L60 247ZM84 245V244H83ZM93 245V244H92ZM110 245V246H109ZM161 245H162V247H161ZM171 245V246H170ZM210 247H209V246ZM221 245V246H220ZM239 245H240V247H241V245H244V246H242V249H246V251L245 250H242L240 247H239ZM35 246L37 247V249H35ZM78 246V247H77ZM90 246V248H88ZM111 246H113L112 248H111ZM143 246H145L144 248L146 249V247H147V251H150V250H152V253L151 254H149L147 251H144V248H143ZM149 246V247H148ZM237 246H238V248H237ZM39 247H40V249H39ZM99 249H98V248ZM212 247H214V248H212ZM229 247V248H228ZM255 249V251H253V249ZM69 248H71L72 249V251L74 252V257L72 256V258L70 257V256H68L67 255V249H69ZM77 248H79V250H78V253H76L77 252ZM95 248H97V249H95ZM103 248H105L104 250H101V249H103ZM228 248V249H227ZM233 248V249H232ZM235 248H237L238 250H239V252H238V250L237 249H235ZM249 248H251L250 250H249ZM9 249H12V251L13 252H10V250ZM35 251H34V250ZM38 249L40 250V251H38ZM42 249V250H41ZM61 249H62V252H63V254L61 253ZM92 249H93V251H95L94 253L96 254H94L93 253V251H92ZM120 249V250H119ZM150 249V250H149ZM210 249H213V250H211L210 251ZM242 250V252H241V250ZM55 250V251H54ZM67 250V251H66ZM97 250V251H96ZM110 250H111V252H110ZM207 250V251H206ZM220 250V251H219ZM225 250H226V252H225ZM233 250V251H232ZM34 251V252H33ZM37 251V252H36ZM66 253H65V252ZM92 251V252H91ZM154 251V252H153ZM214 251H215V253H214ZM217 251V252H216ZM223 251V252H222ZM248 251V252H247ZM252 252V253H250V252ZM33 252V253H32ZM44 252V253H43ZM80 252H83V255H81V254H79ZM88 252H89V254H88ZM93 253V254H91V253ZM108 252V253H107ZM141 252V253H140ZM146 252H147V255H146ZM219 252V253H218ZM222 252V253H221ZM244 252V253H243ZM253 252H255V253H257L259 256L258 257H256L257 255H254L255 256V258H257L259 261L258 262H255V260L256 259H252V256H253ZM32 253V254H31ZM35 253H37L36 255H35ZM84 253H87V255H89L87 258L84 256ZM97 253H100L99 255L97 254ZM103 253H105L104 255H105V257H104V255H103ZM173 253V254H172ZM218 253V254H217ZM226 253V254H225ZM227 253H229V255L227 254ZM250 254V256L248 255V254ZM39 254V255H38ZM41 254H42V256H41ZM61 254H62V256L64 257H62L61 258ZM79 254L80 256H77V255ZM116 254V255H115ZM141 256H140V255ZM143 254L146 256V257H144L143 256ZM207 254H209V256L207 255ZM210 254H212L211 256H210ZM224 254H225V256H224ZM239 256H238V255ZM244 254H245V256H244ZM76 255V256H75ZM98 255V256H97ZM101 255V256H100ZM102 255H103V258H102ZM126 255V256H125ZM136 255V256H135ZM149 255H153V257H149ZM217 255V256H216ZM238 257H237V256ZM243 255V256H242ZM249 257H248V256ZM6 256V258L4 259V257ZM9 256H10V254H9ZM7 254L6 255H4L3 256V253L0 255V257H1V263H3L4 264V262H6L7 264L9 263V260L7 259L8 257H9ZM10 256V257H11ZM49 257V258H47V257ZM59 256V257H58ZM84 256L86 259H84L85 261H83V258L82 257ZM92 256V257H91ZM96 256V257H95ZM108 256V257H107ZM111 256V257H110ZM122 256V257H121ZM125 256V257H124ZM137 256H138V258H137ZM143 256V257H142ZM213 256V257H212ZM223 256V257H222ZM253 256V257H254ZM10 257H9V259H10ZM38 257V258H37ZM44 257V258H43ZM76 257V259L77 260H74V258ZM79 257V258H78ZM101 258V259H99V258ZM110 257V258H109ZM130 257L131 258H133V259H131V261H130ZM142 257V259H140V258ZM148 257V258H147ZM208 257V258H207ZM210 257V258H209ZM225 257V258H224ZM244 257V258H243ZM260 257H261V259H260ZM44 260H43V259ZM89 258V259H88ZM91 258V259H90ZM92 258H94V260L92 259ZM105 258H107V260H109V259H112L113 258V260H111V262H107V263H105L106 262V259ZM115 258V259H114ZM117 258H119V259H117ZM137 258V259H136ZM150 258V259H149ZM207 258V259H206ZM221 258V259H220ZM238 258V259H237ZM245 258H247V259H245ZM45 259L47 260V261H45ZM61 259H63V261L64 262H62L61 261ZM79 259V260H78ZM95 259H97V261L95 262ZM104 260V262H103V260ZM147 259V260H146ZM171 259V260H170ZM228 259V260H227ZM234 259V260H233ZM243 259H245V260H243ZM6 260H8V262L6 261ZM82 260V261H81ZM100 261V263H99V261ZM133 260V261H132ZM137 260H139V261H137ZM142 260H145L144 262L142 261ZM208 260V261H207ZM214 260V261H213ZM217 260H219V261H217ZM220 260H222V261H220ZM243 260V261H242ZM31 261V262H30ZM80 261V262H79ZM122 261V262H121ZM130 261V262H129ZM150 261V262H149ZM171 261V262H170ZM186 261V262H185ZM197 261V262H196ZM206 263H205V262ZM247 262V263H243V262ZM257 261V260H256ZM27 262V263H26ZM45 262V263H44ZM95 262V263H94ZM125 262V263H124ZM127 262V263H126ZM145 262H147V263H145ZM170 262V263H169ZM221 262V263H220ZM223 262H225V263H223ZM229 262V263H228ZM0 263V264H1ZM264 263V262H263ZM72 264V263H71Z\"/></svg>",
  "mask_w": 264,
  "mask_h": 264
},
{
  "label": "bare ground",
  "instance_id": "obj_2",
  "mask_svg": "<svg viewBox=\"0 0 264 264\" xmlns=\"http://www.w3.org/2000/svg\"><path fill=\"white\" fill-rule=\"evenodd\" d=\"M3 1H5V0H3ZM14 1V0H13ZM16 1H18V0H16ZM27 1H30V0H27ZM38 1V0H37ZM36 1V2H37ZM41 1V0H40ZM43 1V0H42ZM179 1L180 0H178L176 3H178L179 4ZM217 0H182V4H181V9H180V11L179 12H181V16H180V20H184L183 21V23L185 22V23H187L189 26H192V24H194V23H196V25L197 24H200L202 27H206L207 26V28H210L211 30H212V34L211 35H213V38H210V37H207L206 39H205V41L203 42V44L205 45H203L202 47H200V48H198L197 50H195L194 52H190L189 54H188V56H187V61H188V63L190 64V65H192L193 67H194V70L195 71H202V72H204V74H206V76H207V79L210 81V83H212L211 81L213 80L214 81V79H218V77L220 76V75H223V74H228L229 76H231L233 79H235V80H237V81H239V82H241L242 84H243V86L246 88V89H253L254 90V92H255V94L259 97V110H260V112H259V115H257L258 116V122L259 123H257L258 124V128L256 127V126H254V129H255V127L257 128L256 130L257 131H255L254 129H252V128H250V127H247V129L248 128H250V129H252V131H251V133L253 132V133H257V137H255V139H254V141H251V139L252 138H254V135L256 134H251L250 135V140H249V138L248 137H246V136H243L242 137V139L240 140V142H238V143H236V145H235V148H233V154H229V158H230V160H232V161H230L229 162V159L226 157L224 160L225 161H227L228 163H231V164H234V165H239V164H241V163H245V164H249L250 162H251V160H252V156H253V153H255L256 152V149L258 148V149H261V151H262V155L264 156V0H222L223 1V6H224V9L223 10H221V12H214L213 11V7H212V5H213V3L214 2H216ZM221 1V0H220ZM31 2V1H30ZM35 2V3H36ZM39 2V1H38ZM1 3H2V1H1ZM14 3V2H13ZM27 3V2H26ZM34 3V4H35ZM48 3H49V7L51 8V10L55 13V14H62V17H63V24L66 26V27H69L70 29H71V31L74 33V34H76V38H77V47H78V66L77 67H75V68H77V69H73V68H70L69 67V65L71 64V63H73V62H71L72 60H69V62H70V64H68V61H67V59H66V57H68V56H66L65 57V59L63 60V63L62 62H56V60H55V63L53 64V65H51V66H44V67H42V69H40V72H41V75H39L38 77L37 76H34L35 78L37 77L38 79L37 80H39V79H42L43 80V82H45V84L42 82H40L41 84H42V86H41V88H44V86H43V84L46 86V84H47V91H46V93H44V92H41L40 90H38V89H36V90H34V89H32L31 87H29L28 85L26 86V85H24V84H22L23 82L24 83H26V82H28V81H24V78L26 77H24V76H21L20 75V72H21V69L22 70H25L26 71V65L24 66V64L23 65H21V66H23V67H21V68H19L20 67V64H22V62L24 61V59H25V56L28 54L27 53V45L29 44V41L32 39L33 40V38H31L30 39V36H29V34L31 33L30 31H32V30H30V28L33 26L34 27V25H35V27H36V25L38 24V22H36L37 20L38 21H40L39 19H38V16L40 15V16H42L39 12L40 11H42L43 12V9L41 8L40 9V11L38 12V16L36 17L37 18V20L35 21L37 24H33V23H35V22H33V20H35V17H33L32 15H31V13H29L28 11H25L24 12V16H23V18H22V20H23V26H21V27H18V28H16L14 31H10L11 33H9V34H4V33H2V29H1V25H0V41H1V43H0V60L2 61L1 62V64H3V63H5L6 61H8V60H11L12 62H14V65L16 64V66H14V67H12V66H10V68L12 67V68H17L16 69V71H19L20 70V72H17V73H19V76L20 77H18V75H17V73H16V75H17V80L19 79V80H21L20 78L22 77L23 78V82L22 83H20V84H22L23 86H26V87H24V88H22V89H19L18 87H19V85H17L16 83H18L16 80H14V79H12V78H15V76L16 75H14V72L12 73V72H9V73H7V75H4V76H2V78H6V81L4 82V83H1V81H3L2 79H1V77H0V192H4L5 194L3 195V193H0V195H1V197H0V255L3 253V256L4 255H8L9 256V254H10V256H11V253H9V251L7 250V247H8V244L11 242L13 245L12 246H14L15 247V249H13V251L14 250H16V253H14L13 254V256H9L10 257V259H9V257L7 258L8 260H9V263L8 264H23V263H25V261H26V259L28 258L27 256H28V254L31 252V247H33V244L32 243H36L37 245H39V246H41L42 248H43V251L45 250L46 251V254L48 253L49 255V257H50V261H47L46 259H45V261H47L46 263H48L49 262V264H54L55 263V261H56V258L57 257H55V255H56V251L55 252H53L52 251V247L54 248L55 246H52V245H54V243H52V240H54V239H52L53 238V234H54V231H55V233H57V234H61L62 235V233L60 232V233H58V231L57 230H59L60 229V224L62 225V223H60V221H62V218H64V217H67V212H65V214H63V216L61 217V211H70V215H69V218L67 217V219H68V221H69V219H70V222H72V223H75L77 220V218L80 216L79 215V213L78 214H76L77 215V218H75V214H74V210H73V208H71V209H68V208H64V206L63 207H61V201L62 202H64L63 203V205L64 204H72V205H74L75 206V202L78 200V199H75V200H73L74 199V197L76 196V194H75V191H77V190H75L73 187H76L75 185L74 186H72V183L74 182L76 185H77V183L78 182H75L73 179H74V172H75V170H76V168H77V166H74V167H76L75 169H74V172H72V174L69 172L70 170L69 169H66V170H64L63 169V167H62V165H66V164H68V162H69V159L71 160V158H70V155H72V153H73V151H72V149L73 148H71L72 147V145L70 144L69 146H67V147H69V148H66V146L64 145L65 143H64V141H62V140H60L59 138V131L61 130V128L63 127V126H65V125H63L62 127H61V125L62 124H65V123H62V121L64 122V121H66V122H69L68 120H65L66 119V115L67 114H65L64 113V102H65V100L66 101H68L69 103L71 102V103H74V104H76L78 107H80V108H88L89 107V101L87 100V99H85L84 98V96H82V95H80V92L79 91H73V92H76V96L75 95H71L70 96V94H71V86L73 85V83H75V78H78V77H76L78 74H81L82 72H84V70H85V68L87 67V66H91V68H92V71H93V73H91L90 74V77L92 78V80L94 81V82H96V81H98L99 82V87L100 86H102V88H107V89H109L112 93H114L115 95H116V98H117V101H116V105L117 106H120V108L122 109V110H137V107H139L142 103H140V100H143L144 102H145V99H146V96L147 97H149V94H146V93H142V90H143V88L139 85V83L133 78V76H132V74H131V72H128V70L126 69V67L124 66V64H123V62H121V59L122 58H125V56H126V54L125 53H127V51H128V47L131 45V44H134V43H140L142 40H144V41H147L148 42V45L151 47V48H153V50L155 51V54L156 55H159V51H158V49L161 47V45H163V44H168L169 43V40H168V35H171L170 33H171V31H168V34H166L165 33V28L167 27V26H164V25H162L161 23H160V21H159V8L158 7H160L159 6V3L158 2H156V1H151V2H148V0H49L48 1ZM153 3H154V5H153ZM8 4H9V1H8ZM17 4V3H16ZM15 4V5H16ZM23 4V3H22ZM20 5V6H22L23 7V5ZM31 4H32V2H31ZM37 4H39V3H37ZM177 4V5H178ZM25 5V4H24ZM27 5V4H26ZM173 5V4H172ZM175 5V4H174ZM173 5V6H174ZM33 6V5H32ZM44 6V7H43ZM172 6V7H173ZM176 6V5H175ZM42 7L43 8H45L46 10L48 9V5L46 4V7H45V4H44V2H43V5H42ZM177 7H179V6H177ZM14 8V7H13ZM24 8V7H23ZM40 8V7H39ZM176 8V7H175ZM16 10L18 9L17 7L15 8ZM172 9V8H171ZM176 9H178V8H176ZM178 9V10H179ZM19 10V9H18ZM30 10V9H29ZM33 10H35V7H34V9ZM33 10H32V12H33ZM11 11V10H10ZM15 11V10H14ZM31 11V10H30ZM37 11V10H36ZM50 11V10H49ZM77 11H80V14L79 15H75V13L77 12ZM81 11H84L85 13H90L91 14V16H92V19L91 20H86L85 18L83 19L82 18V16H83V12L81 13ZM22 12V15H23V10L21 11ZM19 13H20V10H19ZM18 12H17V14H19ZM48 13V12H47ZM175 13V12H174ZM177 13V12H176ZM15 14V13H14ZM179 14V13H178ZM12 15H13V13H12ZM20 15H21V13H20ZM43 15H45V16H47V18L45 17V16H43L44 18H46L45 19V21L47 20V19H49L50 18V16H52V15H50L49 17H48V14L46 15V14H44V12H43ZM163 15V14H162ZM161 15V16H162ZM3 16V15H2ZM36 16V15H35ZM56 16V15H55ZM43 17H40V18H43ZM53 17V16H52ZM51 17V18H52ZM57 17H60V16H57ZM176 17V16H175ZM178 17V16H177ZM0 18L2 19V17L0 16ZM34 18V19H33ZM53 18H56V17H53ZM53 18H52V21H54L53 20ZM165 18H167V17H165ZM165 18H163V20H165ZM15 19V18H14ZM60 19V18H59ZM62 19V18H61ZM162 19V18H161ZM160 19V20H161ZM169 19V18H168ZM17 20V19H16ZM179 20V19H178ZM4 21V20H3ZM15 21V20H14ZM44 21V19L41 21V22H43ZM49 21H50V19L48 20V22H46V25H44V23H41V24H38V25H41L42 26V24H43V26H45V28L44 29H47L48 31H50V29L48 28V27H51V26H53V25H51V24H54V23H49ZM51 21V22H52ZM170 21H171V23H174V21L173 20H171L170 19ZM5 22V21H4ZM56 22H57V20H56ZM169 24L168 26H170V25H172V24ZM8 24V23H7ZM6 24V25H7ZM16 24V23H15ZM33 24V25H32ZM51 25V26H48V25ZM59 24V23H58ZM10 25V24H9ZM63 25V26H64ZM76 25H77V27H76ZM14 26V25H13ZM60 27H59V29L61 28V25H59ZM4 27H6V26H4ZM47 27V28H46ZM57 27V25L54 27V28H56ZM65 27V28H66ZM165 27V28H164ZM171 27V26H170ZM169 27V28H170ZM7 28V27H6ZM42 28V29H43ZM52 28V30H55V29H53V27H51ZM168 28V27H167ZM172 29H173V27H171ZM14 29V28H13ZM13 29H11V30H13ZM35 29V28H34ZM68 29V28H67ZM232 29H234L235 30V33L232 35L231 34V36H229L228 34L231 32V31H233ZM3 30H6V29H3ZM63 30H64V27H63ZM168 30V29H167ZM9 31V30H8ZM35 31V30H34ZM57 31V29L55 30V32ZM60 31H61V29H60ZM65 31H66V29H65ZM69 31V30H68ZM201 30H199V32H200ZM3 32H5V31H3ZM30 32V33H29ZM46 31L45 30H43V33H45ZM167 32V31H166ZM198 32V33H199ZM37 33V32H36ZM40 33H42V32H40ZM51 33V31L50 32H48L47 34H50ZM61 33H63L62 31H61ZM31 34H34V33H31ZM46 34V35H47ZM53 34H55L54 33V31H53V33H52V35ZM65 34V33H64ZM66 34H67V32H66ZM200 34V33H199ZM41 35V34H40ZM210 35V36H211ZM50 36V35H49ZM56 36V35H55ZM57 36H61L62 38L65 36V35H61V34H59V35H57ZM69 36V35H68ZM191 36V35H190ZM196 36H198V35H196ZM36 37V36H35ZM40 37V36H39ZM51 37V36H50ZM61 37L59 38V40H61ZM173 37H175V35L173 36ZM36 38H38V37H36ZM53 38V37H52ZM51 38V39H52ZM69 38V37H68ZM76 38L74 39L75 41H76ZM170 38V40H172L171 39V37H169ZM193 38V37H192ZM195 38V37H194ZM197 38H199V37H197ZM30 39V40H29ZM53 39H55V38H53ZM52 39V40H53ZM49 40V39H48ZM56 40V42H57V39H55ZM54 40V41H55ZM176 40V39H175ZM188 40V39H187ZM211 40H212V42H211ZM50 41V40H49ZM75 41H73V42H71V44H74V42ZM32 42V41H31ZM58 42H60V41H58ZM67 42V41H66ZM69 42H70V40H69ZM172 42V41H171ZM170 42V43H171ZM176 42V41H175ZM191 42V41H190ZM33 43H35V42H33ZM38 43V40H37V42H36V44ZM64 43H65V39H64ZM176 43H178V42H176ZM193 43V42H192ZM31 44V43H30ZM50 44V43H49ZM53 44V43H52ZM57 44V43H56ZM62 44L63 43H60V44H58V46L59 45H61V46H59V48H61V50H62ZM172 44V43H171ZM38 45V44H37ZM46 45H48L47 43H46ZM54 45V46H53ZM52 46L53 47H50V49L48 48V50H52L53 48V50H55L56 48H58V47H56L55 46V43L53 44ZM70 45V44H69ZM178 45V44H177ZM202 45V44H201ZM35 46V45H34ZM49 46V45H48ZM76 46H72V47H76ZM173 46V45H172ZM176 46V45H175ZM174 46V47H175ZM182 46V45H181ZM184 46H185V44H184ZM30 47V46H29ZM31 47H33V44H32V46ZM56 47V48H55ZM34 48V47H33ZM64 49H66L67 50V48L66 47H63ZM171 48V47H170ZM176 48V47H175ZM180 48V47H179ZM190 48V47H189ZM29 49V48H28ZM72 48H71V46H70V50H71ZM133 49V48H132ZM132 49H131V51H132ZM178 49V48H177ZM46 50V49H45ZM53 50H52V52H53ZM70 50H67V52L69 51V53H71L70 52ZM73 50H74V48H73ZM33 51V50H32ZM36 51H38L37 49H36ZM35 51V52H36ZM66 52V51H65ZM74 52V51H73ZM133 52V51H132ZM180 52V51H179ZM30 53V52H29ZM34 51L32 52V56H35L34 54ZM37 53V52H36ZM48 53V52H47ZM46 53V54H47ZM54 53V52H53ZM57 53V52H56ZM55 53V54H56ZM63 53H64V51H63ZM75 53H77V51L75 52ZM49 54H50V52H49ZM55 54H52V55H55ZM66 54V53H65ZM122 55V54H124V57H119V60H118V57H117V60L114 58V56L115 55ZM142 54V53H141ZM151 54H153V53H151ZM162 54V53H161ZM166 54V53H165ZM30 55V56H31ZM51 55V57L53 58L54 56H52ZM67 55V54H66ZM75 55L76 54H74V58H75ZM146 55V54H145ZM150 55V54H149ZM173 55V54H172ZM69 56H72V55H69ZM85 56H86V58H89V60H90V62H89V65H88V63H87V60L86 59H84L85 58ZM190 56H192L196 61H197V63H193L192 62V60H191V58H190ZM36 57H37V54H36V56H35V58L34 59H36ZM62 57V56H61ZM77 57V56H76ZM97 57H100V60H97ZM152 57V56H151ZM156 57V56H155ZM181 57V56H180ZM29 58V57H28ZM57 59H58V56L56 57ZM121 58V59H120ZM147 58H149V57H147ZM158 58V57H157ZM30 59V58H29ZM29 59H25V61H27V60H29ZM62 59V58H61ZM69 59V58H68ZM127 59V58H126ZM125 59V60H126ZM146 59V58H145ZM151 59H153V58H151ZM177 59H180V58H177ZM32 60V59H31ZM31 60H29L30 62H31ZM36 60H38V58L36 59ZM52 60V59H51ZM50 60V61H51ZM88 60V61H89ZM130 60H133V59H130ZM4 61V62H3ZM74 61V60H73ZM122 61H124V60H122ZM127 61V60H126ZM126 61H125V64H126ZM171 61V60H170ZM28 62V61H27ZM30 62H28V65L30 64ZM49 62V61H48ZM131 62V61H130ZM169 62V61H168ZM178 62V61H177ZM180 62V61H179ZM10 64V62H7V64ZM60 63H62V64H60ZM129 63V62H128ZM13 64V63H12ZM40 65H41V63H39ZM76 64V63H75ZM11 65V64H10ZM28 65H27V67H28ZM36 65V64H35ZM73 65V64H72ZM72 65H70V66H72ZM177 65V64H176ZM2 66V65H1ZM3 66H5V65H3ZM18 66V67H17ZM43 66V65H42ZM8 67H9V65H8ZM29 67L31 68L32 67V64L31 65H29ZM28 67V68H29ZM36 67V66H35ZM73 67H74V65H73ZM159 67V66H158ZM11 68V69H12ZM27 68V69H28ZM127 68H128V65H127ZM0 69H2V68H0ZM14 69V70H15ZM33 69H35V70H37L38 68L36 67V68H34V65H33ZM135 69V68H134ZM160 69H161V66H160ZM177 69V68H176ZM184 69H186V68H184ZM183 69V70H184ZM4 70H6V68H4ZM4 70H2V71H4ZM39 70V69H38ZM38 70H37V72H38ZM111 70H114L115 71V73H111ZM175 70V69H174ZM2 71H0V76L2 75L1 74V72ZM25 71H22V72H24L25 73ZM31 71H34V70H32L31 69ZM173 71V70H172ZM185 71V70H184ZM183 71V72H184ZM194 71V72H195ZM6 72V71H5ZM4 72V73H5ZM8 72V71H7ZM40 72H38V74H40ZM199 72V73H200ZM3 73V72H2ZM12 73V74H11ZM30 73V72H29ZM6 74V73H5ZM37 73H35L34 75H36ZM37 74V75H38ZM198 74V73H197ZM13 75H14V77H13ZM25 75V74H24ZM33 75V74H32ZM161 74H159V76H160ZM189 75H190V73H189ZM42 76V77H41ZM162 76V75H161ZM191 76V75H190ZM40 77V78H39ZM176 77V76H175ZM27 78V77H26ZM26 78H25V80H26ZM29 78H31V75H30V77ZM182 78H186V79H188L187 77H185V76H182ZM16 79V78H15ZM28 79V78H27ZM32 79V78H31ZM186 79H185V81H186ZM194 79H196L195 77H194ZM14 80V81H13ZM36 80V79H35ZM35 80H33V81H35ZM84 80V79H83ZM183 80V79H182ZM182 80H181V82H182ZM192 80V79H191ZM204 80H206V79H204ZM179 81V80H178ZM199 81V80H198ZM16 82V83H15ZM19 82H21V81H19ZM78 82H81V81H78ZM87 82V81H86ZM97 82V83H98ZM180 82V81H179ZM184 82V81H183ZM186 82H188V81H186ZM195 82V81H194ZM193 82V83H194ZM206 82V81H205ZM32 83V82H31ZM88 83V82H87ZM86 83V84H87ZM96 83V84H97ZM191 83V82H190ZM197 83V82H196ZM208 83V82H207ZM30 84V83H29ZM34 84V83H33ZM35 84H37V82L35 83ZM34 84V85H35ZM40 84V85H41ZM76 84V83H75ZM101 84V85H100ZM181 85H180V87L182 86L183 87V85H182V83H180ZM21 85V86H22ZM32 85V84H31ZM33 85V87H37L36 85L34 86ZM37 85H39V84H37ZM78 85V84H77ZM175 85V84H174ZM211 85H215V84H211ZM75 86V85H74ZM90 86V85H89ZM192 86V85H191ZM190 86V87H191ZM200 86V85H199ZM170 87H171V85H170ZM173 87V86H172ZM172 87L170 88L171 89V91L173 90L172 89ZM181 87V89H183L184 87H185V85H184V87L182 88ZM194 87V86H193ZM197 87V86H196ZM214 87V86H213ZM262 88V89H260V88ZM73 88V87H72ZM45 89V88H44ZM165 89V88H164ZM163 89V90H164ZM175 89V88H174ZM186 89V88H185ZM184 89V90H185ZM210 89V88H209ZM214 89H216L215 87H214ZM223 89V88H222ZM46 90V89H45ZM73 90V89H72ZM75 90V89H74ZM102 90V89H101ZM187 90V89H186ZM19 91H20V93H22V99H18V98H16V96L15 95H17L18 93H19ZM95 91V90H94ZM167 91V90H166ZM174 91V90H173ZM192 91V90H191ZM217 91V90H216ZM72 92V93H73ZM82 92V91H81ZM83 92H84V90H83ZM82 92V93H83ZM86 92V91H85ZM186 93L188 92V91H185ZM184 92V93H185ZM93 93V92H92ZM96 93V92H95ZM94 93V94H95ZM219 93V92H218ZM236 93V92H235ZM74 94V93H73ZM165 94V93H164ZM167 94V93H166ZM179 93H178V90L177 91H175V93H171V94H169L168 96H167V98H166V101L172 106V105H177L178 103H180L181 102V96L183 97V94L181 95V96H179L178 95ZM189 94V93H188ZM188 94H186V95H188ZM231 94V93H230ZM234 94V93H233ZM21 95V94H20ZM115 95H113V96H115ZM161 95H163V94H161ZM248 95V94H247ZM246 95V96H247ZM251 95H253V94H251ZM18 96V95H17ZM96 95H94L93 97L94 98H96L95 97ZM101 96H102V94H101ZM101 96H99V97H101ZM107 96H109V95H107ZM166 96V95H165ZM185 96V95H184ZM190 96V95H189ZM192 96H194L193 94H192ZM220 96V95H219ZM237 96H239V95H237ZM93 97H92V99L91 100H94L93 99ZM160 97V96H159ZM164 97V96H163ZM163 97H162V99H163ZM186 97L187 96H185L184 98L186 99ZM191 97V96H190ZM195 97V96H194ZM193 97V98H194ZM233 97V96H232ZM243 97H245V96H243ZM251 97V96H250ZM256 97V96H255ZM103 98V97H102ZM102 98H100L101 99V102H103L102 101ZM217 98V97H216ZM246 98V97H245ZM162 99L160 100V101H162ZM188 99H189V97H188ZM187 99V100H188ZM192 99V98H191ZM195 99V98H194ZM193 99V100H194ZM213 99V98H212ZM215 99V98H214ZM218 99H220L219 97H218ZM253 99V98H252ZM89 100H90V98H89ZM91 100H90V102H91ZM204 100V99H203ZM215 100H217V99H215ZM238 100V99H237ZM240 100H242V99H240ZM246 100V102H247V108H250L251 109V107H248V103H251L248 99H244L243 101H245ZM190 101V100H189ZM213 101V100H212ZM211 101V102H212ZM232 101V100H231ZM230 101V102H231ZM234 101V100H233ZM253 101V100H252ZM255 101H256V99H255ZM258 101V100H257ZM93 102H95V101H93ZM106 102H108V104L110 103V101H106ZM112 102V101H111ZM184 102V101H183ZM235 102H237L236 100H235ZM238 102H239V100H238ZM96 103V102H95ZM104 103H105V101H104ZM158 102H156V104H157ZM216 103V102H215ZM239 103H241V101L239 102ZM244 103V102H243ZM254 103V102H253ZM67 104V103H66ZM160 104H162V102L160 103ZM168 104V105H169ZM184 105H189L188 103H186L185 104V102L183 103ZM208 104V103H207ZM228 104V103H227ZM255 104V103H254ZM252 105V103H251V105H252V109H254L253 108V106H255V105ZM256 104H257V102H256ZM69 105V104H68ZM105 105V104H104ZM103 105V106H104ZM109 105H111V104H109ZM157 105H159V104H157ZM163 105H165V104H163ZM212 105H213V103H212ZM212 105H211V107H212ZM217 105V104H216ZM240 105H242V103L240 104ZM160 106V105H159ZM165 106H167V105H165ZM190 106H192V105H190ZM218 106V105H217ZM233 106V105H232ZM235 106V105H234ZM242 106H244V104L242 105ZM72 107V106H71ZM96 107H97V109H98V106L96 105ZM162 107H164V106H162ZM161 107V108H162ZM219 107H220V105H219ZM104 108V107H103ZM117 108V107H116ZM154 108V107H153ZM160 108V107H159ZM214 108V107H213ZM212 108V109H213ZM221 108V107H220ZM227 108H229V107H227ZM226 108V109H227ZM234 108V107H233ZM243 108V107H242ZM246 108V109H247ZM258 108V107H257ZM97 109H95L96 111H97ZM105 109V108H104ZM155 109H156V106H155ZM193 109V108H192ZM225 109V110H226ZM243 109H245V106H244V108ZM245 109V110H246ZM249 109V110H250ZM66 110H70V107H68V109H66ZM114 110V109H113ZM161 110H164V108L163 109H161ZM209 110H210V112H213V111H211V108H209ZM208 110V111H209ZM234 110V109H233ZM259 110H254V111H252V112H250V113H257ZM102 111V110H101ZM110 111V110H109ZM117 111V110H116ZM158 111H159V109H158ZM158 111H156V112H158ZM229 111V110H228ZM231 111V110H230ZM248 111V110H247ZM95 112V111H94ZM98 112H99V110H98ZM123 112V111H122ZM163 112H166L165 110L164 111H162V113ZM245 112V111H244ZM83 113V112H82ZM86 114H87V111L85 112ZM104 113V112H103ZM103 113H101V115H103ZM106 113V112H105ZM111 113H112V111H111ZM111 113H109L110 115H111ZM231 113V112H230ZM254 113V114H255ZM118 114V113H117ZM117 114H115V116L117 115ZM120 114V113H119ZM118 114V115H119ZM123 114V113H122ZM158 114V113H157ZM160 114V113H159ZM194 114V113H193ZM208 114V113H207ZM246 114H248V113H246L245 112V117H247L246 119H244V120H247L248 119V117H249V115H251V114H249L248 116L246 115ZM252 115V116H255V115ZM68 115H70L69 113H68ZM99 115H100V113H99ZM146 115V114H145ZM144 115V117H146ZM173 115V114H172ZM234 115L237 117V118H240L241 117V114L238 112V111H234ZM104 116V115H103ZM103 116H102V119H103ZM121 116V115H120ZM155 116H156V114H155ZM154 116V117H155ZM157 116H159V115H157ZM208 116H209V114H208ZM252 116H250V117H252ZM87 117V116H86ZM86 117H83L84 119L86 118ZM91 117V116H90ZM112 117H113V115H112ZM117 117V116H116ZM116 117H114V120L113 121H119V117H117L118 118V120L116 119L115 120V118ZM162 118L164 117V116H161ZM192 117V116H191ZM194 117V116H193ZM210 117H211V119L210 120H214V118L212 119V113L210 114ZM234 117V116H233ZM69 118V117H68ZM67 118V119H68ZM147 118V117H146ZM165 118V117H164ZM163 118V119H164ZM197 118V117H196ZM254 119L253 120H255V118L256 117H253ZM71 119V118H70ZM75 119V118H74ZM89 119V116L87 117V121H89L88 120ZM91 119H92V117H91ZM97 119V118H96ZM95 119V121L93 120V121H91V122H93L94 124H95V122L97 123V122H99L100 120H96ZM166 119V118H165ZM171 119V118H170ZM208 119H209V117H208ZM250 119V118H249ZM85 120V122H86V124H87V121ZM139 120L140 121H142V120H144V118L143 117H141V118H139ZM146 120V119H145ZM148 120V119H147ZM191 120V119H190ZM194 120V122H195V118L193 119ZM210 120H209V123H211L210 122ZM233 120H235V118L233 119ZM243 120V119H242ZM243 120V122H241V121H239L240 123H248L247 125H251L249 122H252V120L250 119V120H248L247 122L246 121H244ZM81 121V120H80ZM83 121V120H82ZM89 121V122H90ZM197 121V120H196ZM256 121V120H255ZM74 122V121H73ZM101 122V121H100ZM137 122V121H136ZM143 122H145V121H143ZM142 122V123H143ZM165 122H168V120L166 121L165 120ZM198 123L200 122V120L199 121H197ZM214 122H215V120H214ZM235 121H233V123H234ZM238 122V123H239ZM257 122V121H256ZM255 122V123H256ZM62 123V124H61ZM76 123V122H75ZM82 123V122H81ZM103 123V122H102ZM113 124H115L116 122H112ZM129 123H132V122H129ZM135 123V122H134ZM141 122H140V125L142 124ZM190 123V122H189ZM196 123V122H195ZM252 123H254V122H252ZM255 123H254V125H255ZM78 124V123H77ZM82 124H84V123H82ZM187 124H188V122H187ZM191 124H193L194 125V123H191ZM103 125V124H102ZM112 124H110V126H111ZM131 125V124H130ZM136 125V124H135ZM137 125H139V122L137 123ZM144 125V124H143ZM203 125V124H202ZM244 126H245V124H243ZM84 126V125H83ZM86 126V125H85ZM133 126H134V124H133ZM196 125H194V127H195ZM212 126V125H211ZM237 126V125H236ZM241 126H242V124H241ZM72 127V126H71ZM76 127V126H75ZM90 127H92V126H90ZM93 127H94V129H95V125H93ZM127 127V126H126ZM131 127V126H130ZM135 127V126H134ZM133 127V128H134ZM141 127H142V125H141ZM199 127H201L200 126V123H199ZM234 127V126H233ZM240 126H238V128H239ZM83 128H85V127H83ZM106 128V127H105ZM110 128H113V127H110ZM128 129H130L129 127H127ZM137 128H140V127H137ZM152 128V127H151ZM210 128V127H209ZM213 128H214V126H213ZM65 129V128H64ZM101 129H102V126H101ZM135 130H136V127L134 128ZM166 129L168 130V132H174V131H171L170 130V128L168 129L167 127H166ZM171 129H172V127H171ZM68 130V129H67ZM70 130V129H69ZM84 130H86V129H83V131ZM89 130H90V128H89ZM89 130H87L88 132L86 133V131L84 132V133H82L83 135H82V137L84 136V135H86L87 134V136H88V134H89ZM104 130V129H103ZM112 130H114V128L112 129ZM110 131V133L111 132H113V131ZM134 130V132L136 133V131ZM138 130V129H137ZM207 130H210V129H207ZM244 130H246V129H244ZM62 131V130H61ZM72 131V130H71ZM106 131V130H105ZM115 131V130H114ZM131 135L133 136V130H132V128H131ZM152 131H154V129H152ZM163 131V130H162ZM165 131V130H164ZM179 129H178V133H179ZM210 131H213V130H210ZM255 131V132H254ZM66 132V131H65ZM68 132V131H67ZM66 132V133H67ZM70 132V131H69ZM97 132V131H96ZM130 132V131H129ZM193 132H194V130H193ZM206 132V131H205ZM246 132V131H245ZM62 133V132H61ZM86 133V134H85ZM126 133H128V132H126ZM178 133H176V135H178V136H176V138L177 137H179V134ZM189 133V132H188ZM211 133V132H210ZM48 134V135H47ZM70 134V133H69ZM91 134V133H90ZM113 133H111V135L110 136H114V134L112 135ZM163 134V133H162ZM187 134V133H186ZM207 134V133H206ZM249 134H250V132H249ZM248 134V135H249ZM47 135V137L50 135L51 136V139H52V142L54 143V149H50L49 147H47L45 144L47 143H45V141H48V143H49V140H47V139H49L50 138V136L45 140L44 139V137ZM80 135V134H79ZM92 136L93 135H95V134H91ZM91 135H89L90 137H91ZM135 135H137V133L135 134ZM156 135V134H155ZM164 135V134H163ZM172 135V134H171ZM189 135V134H188ZM190 135H192V134H190ZM253 135V136H252ZM65 136V135H64ZM81 136V135H80ZM103 136V135H102ZM173 136V135H172ZM195 136H198V134L196 133V135ZM207 136H211V134L210 135H207ZM252 136V137H251ZM85 137V136H84ZM83 137V138H84ZM95 137V136H94ZM134 138H133V144L135 143V137L136 136H133ZM194 137V136H193ZM86 138H88V137H86ZM102 138V137H101ZM111 137H109V139H110ZM114 138H116V137H114ZM114 138H112V139H114ZM158 138V137H157ZM173 138H174V136H173ZM205 138V137H204ZM62 139V138H61ZM95 139H97V138H95ZM111 139V140H112ZM117 139V138H116ZM178 139V138H177ZM185 139V138H184ZM191 139H193V138H191ZM207 139V138H206ZM80 140H82V138L80 139ZM85 140V139H84ZM88 140V139H87ZM91 140V139H90ZM92 140H93V138H92ZM91 140V141H92ZM100 140V139H99ZM107 140V139H106ZM158 140V139H157ZM161 141H162V139H160ZM170 140V139H169ZM200 140V139H199ZM198 140V141H199ZM62 141V142H61ZM79 141V140H78ZM108 141V140H107ZM115 141V140H114ZM165 141H167V140H165ZM173 141V140H172ZM174 141H176V139L174 140ZM179 141V139L177 140V142ZM187 141V140H186ZM197 141V142H198ZM210 141V140H209ZM81 142H84V141H81ZM117 142V141H116ZM124 142H127V141H124ZM124 142H123V144H124ZM159 142V141H158ZM158 142H156L157 144H158ZM199 142H201V141H199ZM198 142V143H199ZM234 142H236V141H234ZM79 143H80V141H79ZM90 143V142H89ZM99 144H100V142H98ZM128 143V142H127ZM132 143V142H131ZM154 143V142H153ZM164 143V142H163ZM163 143L161 144V145H163ZM186 143H188V141L186 142ZM81 145H82V143H80ZM79 144V145H80ZM129 144H130V142H129ZM136 144V143H135ZM134 144V145H135ZM155 144V143H154ZM153 144V145H154ZM156 144V145H157ZM160 144V143H159ZM165 144H166V142H165ZM190 144V143H189ZM86 145V144H85ZM92 145H93V143H92ZM97 145V144H96ZM110 144H108L107 146L110 148V146H112V148H115L116 149V147H115V145H114V143L112 144V142H111V145L109 146ZM21 146H23V148H25V149H28L29 148V150H30V153H31V159L32 160H29L28 158H26L25 157V155L28 157V155L30 154L29 152H27V154H23L24 152V150H22V148H21ZM74 146H75V144H74ZM94 146V145H93ZM92 146V147H93ZM131 145H129V147H130ZM173 146V148H174V150H175V148L176 147H174L175 145H172ZM179 146V145H178ZM204 146V145H203ZM128 147V146H127ZM132 147H134V146H132ZM163 147V146H162ZM166 147V146H165ZM165 147H163V150H164V148ZM18 148H21V150H19ZM48 148L50 149L49 151H48ZM76 148V147H75ZM94 149H95V147H93ZM109 148H105L104 147V149H105V151L107 152V150L106 149H109ZM131 148V147H130ZM129 148V150H131ZM194 148H196V147H194ZM205 148V147H204ZM92 149V148H91ZM91 149H90V152H91ZM92 150L93 152L92 153H94V151L95 150ZM135 149H137L136 148V145H135ZM167 149H169V148H167L166 147V151H168ZM209 149V148H208ZM55 151L54 153H55V155L53 156L52 154L50 155V153L52 152V151ZM87 150H88V148H87ZM112 151H114V149H112ZM111 151V152H112ZM127 151V150H126ZM132 151V150H131ZM50 152V153H49ZM122 152V151H121ZM154 152V151H153ZM178 151H176V153H177ZM191 152V151H190ZM194 152V151H193ZM26 153V152H25ZM29 153V154H28ZM40 153L42 154L41 155V157L40 156H38L37 154H39L40 155ZM53 153V152H52ZM104 153V152H103ZM114 153V152H113ZM150 153V152H149ZM152 153V152H151ZM165 154H166V152H164ZM179 153H180V150H179ZM259 153H261V152H259ZM90 154V153H89ZM162 154V150H161V152H160V155ZM174 154V153H173ZM202 154V153H201ZM227 154V155H228ZM69 155V156H68ZM77 155H79V153L77 154ZM90 155H92V154H90ZM104 155H106L105 153H104ZM137 155H139V153L137 154ZM153 155V154H152ZM151 155V156H152ZM155 155V154H154ZM153 155V156H154ZM159 155V156H160ZM176 155V154H175ZM184 155H185V153H184ZM193 155V154H192ZM207 155V154H206ZM210 155V154H209ZM230 155H232V156H230ZM255 157H257V153H255ZM260 155V154H259ZM84 156H86V155H84ZM83 156V157H84ZM148 156V155H147ZM147 156H146V158H147ZM166 156H168V154L167 155H165L164 157H166ZM170 156V155H169ZM200 156V155H199ZM224 156V155H223ZM261 156V155H260ZM40 157V158H39ZM58 157H60V159L58 158ZM81 157H82V155H81ZM81 157H78V160H81ZM83 157H82V160L81 161H78V162H86L84 159H86V157L83 159ZM93 157V156H92ZM107 157H109L108 155H106V159L104 158V159H102L100 162H99V164H98V167H97V176H98V178L101 180V182L99 183V184H90V189L92 190L93 189V191H94V193L97 191V193L96 194H99L98 193V190L99 189H101V188H103L104 190H106L108 193V196H109V198L108 199H110V201L111 202H113V208L115 207V206H118V204L116 203L117 202V199H119V196H121V194H122V191H121V187H124V186H126V185H124V186H122V185H120L121 184V182L123 181L122 179L124 178V176H125V168H123V166H121V165H119V164H116L115 162H113V164H111L112 166L111 167H108L107 166V164H106V162L107 161H110V162H108V163H112V161H111V158H112V156H111V158H109L110 160H108L107 159ZM115 157V156H114ZM123 157V156H122ZM143 157V156H142ZM156 157H157V154H156ZM162 157V156H161ZM161 157L160 158H155L156 160H158V159H161ZM176 157H177V155H176ZM215 156H214V154H211L210 155V158H214ZM116 158V157H115ZM170 158V157H169ZM168 158V159H169ZM175 158V157H174ZM185 158V157H184ZM191 159L193 158V156L192 157H190ZM261 158V157H260ZM259 158V159H260ZM263 158V157H262ZM59 159V160H58ZM101 159V158H100ZM165 159V158H164ZM166 159H167V157H166ZM180 159H182V158H179V160ZM194 159H196V158H194ZM228 159V160H227ZM74 160V159H73ZM73 160H72V162H73ZM84 160V161H83ZM89 160H91V158H89ZM89 160H87V162L89 161ZM96 161H97V159H95ZM105 160V161H104ZM172 160V159H171ZM176 160V159H175ZM190 160V159H189ZM198 160H199V158H198ZM216 160V159H215ZM224 160H222V162L224 161ZM254 160H256V159H254ZM76 161V160H75ZM119 161V160H118ZM138 161V160H137ZM166 161H168V160H166ZM203 161V160H202ZM209 161H211V160H209ZM213 161V160H212ZM218 161H220V160H218ZM225 161H224V163H225ZM261 161V160H260ZM263 161V160H262ZM77 162V163H78ZM94 162V163H93ZM92 163L93 164H95V161H93ZM139 162V165H140V160L138 161ZM158 162V161H157ZM191 162V161H190ZM199 162H200V160L198 161V165H199ZM233 162V163H232ZM254 162V161H253ZM150 163V162H149ZM149 163H147L146 165H148ZM166 163V162H165ZM172 163H173V161H172ZM176 163V162H175ZM183 163V162H182ZM218 163V162H217ZM220 163V162H219ZM218 163V164H219ZM228 163H227V165H228ZM252 163V162H251ZM255 163L256 162H254V165H251V166H257L256 167V169H258V170H261V173H262V171H264L263 170V168L262 169H259V166L258 165H260L259 163L258 164H256L255 165ZM73 164H75V162H73ZM89 165H90V163H88ZM151 164V163H150ZM149 164V165H150ZM161 164H163V162H161ZM160 164V165H161ZM167 164V163H166ZM165 164V165H166ZM213 164V163H212ZM216 164V163H215ZM214 164V165H215ZM221 164V163H220ZM226 164V163H225ZM262 164H263V167H264V162H262ZM78 165H79V163H78ZM86 165H87V163H86ZM168 165V164H167ZM166 165V166H167ZM172 165V164H171ZM183 165H186V164H183ZM203 165V164H202ZM71 166V165H70ZM69 166V167H70ZM80 166V165H79ZM78 166V167H79ZM155 166H156V164H155ZM162 166V165H161ZM164 166V165H163ZM228 166H231L230 164L228 165ZM228 166H224L225 168H223L222 170H224L225 169V173H228V171L226 172V169H227V167ZM251 166H250V168H251ZM261 166V165H260ZM82 168H83V166H81ZM84 167H85V165H84ZM87 167V166H86ZM145 167H147V166H145ZM190 167V166H189ZM192 168H193V166H191ZM200 167V166H199ZM202 167V166H201ZM234 166H232V167H230L229 169H234L233 168ZM245 167V166H244ZM248 167V166H247ZM247 167H245V169L247 170ZM251 168L252 170L251 171H254L253 173H252V176L254 175V173H255V170H254V168ZM109 168V169H108ZM141 170H143V167H142V165H141ZM175 167H173V168H171L170 167V169H174ZM205 168V167H204ZM204 168H203V170H204ZM207 168V167H206ZM212 168V167H211ZM218 168H219V166H218ZM237 168V167H236ZM78 169V168H77ZM198 169V168H197ZM202 169V168H201ZM209 169V168H208ZM213 169V168H212ZM228 169V170H229ZM69 170V171H68ZM80 170V169H79ZM86 170V169H85ZM141 170H140V174H141ZM155 170V169H154ZM187 170V169H186ZM185 170V173H183V174H186L187 175V173L186 172H190L189 170H187L186 171ZM203 170L201 171L200 170V172L201 173H203ZM237 170V169H236ZM236 170H234V171H236ZM77 171V170H76ZM83 171V170H82ZM91 171V170H90ZM139 171V170H138ZM146 171H148L149 173H150V171H149V169L148 170H146ZM160 171H163V169H161ZM172 171V170H171ZM213 171H215V170H213ZM233 171V170H232ZM78 172V171H77ZM128 172V171H127ZM143 172H145V170L143 171ZM148 172H146L145 174H147ZM181 172H182V170H181ZM205 172H207V171H205ZM221 173L222 172H224V171H220ZM230 172V171H229ZM239 172H241V171H239ZM257 172V171H256ZM76 173V172H75ZM93 173V172H92ZM148 173V174H149ZM169 173V172H168ZM199 173V172H198ZM197 173V174H198ZM215 173V172H214ZM225 173H222V174H219L218 176H219V178L218 179H220V177L222 178V176L224 177V175L225 176H227V174H225ZM77 174V173H76ZM84 174H86L87 175V173L85 172ZM144 174V175H145ZM175 174V173H174ZM179 174V173H178ZM190 174V176H191V172L189 173ZM196 174V175H197ZM224 174V175H223ZM230 174V173H229ZM89 175H92V174H90V172H89ZM89 175L88 176H86V181H87V177H89ZM95 175V174H94ZM162 175V174H161ZM167 175V174H166ZM165 175V176H166ZM176 175V174H175ZM192 175H193V173H192ZM215 176H216V174H214ZM259 175H264V173H262V174H260L259 173ZM66 176V177H65ZM81 176V175H80ZM83 176V175H82ZM82 176H81V179H85L84 177L82 178ZM147 176V175H146ZM146 176H145V178H146ZM172 176V172L170 173V177ZM182 176V175H181ZM184 176V175H183ZM182 176V178H184ZM217 176V177H218ZM247 176V175H246ZM94 177V176H93ZM142 177V176H141ZM150 176L148 175L147 176V178H149ZM156 177V176H155ZM167 177V176H166ZM191 177H193V176H191ZM198 177H201L199 174H198ZM216 177V178H217ZM228 177V176H227ZM251 177V176H250ZM249 177V178H250ZM254 177H255V175H254ZM253 177V179H254V182L255 181H257V179L256 178H254ZM260 177V176H259ZM63 178H66V179H63ZM67 178H70V179H72L73 181L71 182V186L72 187H69V186H67L65 183H70V182H68V179ZM147 178H146V182L148 181L149 182V180H147ZM153 178V177H152ZM151 178V179H152ZM159 178V177H158ZM213 178V177H212ZM90 179V178H89ZM196 179V178H195ZM214 179V178H213ZM212 179V180H213ZM217 179V180H218ZM243 179H244V176H238V175H234V176H231V177H229V181H228V183H229V187H234L235 189H241L240 188V186H242V182H244L243 181ZM256 179V180H255ZM260 179H262L261 177H260ZM76 180V179H75ZM80 180V179H79ZM79 180H76V181H79ZM94 180V179H93ZM159 180V179H158ZM205 180V179H204ZM249 179H247L246 178V180L245 181H248ZM251 180H252V178H251ZM263 180H264V178H263ZM263 180H260L262 183H263ZM67 181V182H66ZM90 181V180H89ZM98 181V180H97ZM172 181V180H171ZM196 181V180H195ZM208 181H210V180H208ZM215 181V180H214ZM84 182V184L86 183L85 181H83ZM92 182V181H91ZM136 182H137V180H136ZM142 182V181H141ZM155 182L157 183V180H155ZM204 182H206V181H204ZM250 182V181H249ZM252 182V184L250 185V189H248L247 190V188L244 190L243 189V191H246L247 190V192L246 193H244V197H245V195L247 194V193H249L250 191V193H251V198H253V199H255V202H257V200L256 199H258V197L260 198L261 197V201H259L258 202V206L259 205H261L262 207H263V209H262V207L261 206H259V208H257V206H256V204H255V202L254 201H250L249 203H250V206H251V208H252V211H250V209H249V215H253L254 213H255V217H256V219H255V217H254V219H255V221H256V223H257V227L259 228V229H264V187L261 189V191H259L257 188L256 189H253V190H251V188H252V186L253 185H256L257 184V186H258V182ZM73 183V184H74ZM95 183V182H94ZM97 183V182H96ZM150 183H152V181L150 182ZM161 183V182H160ZM160 183H158V184H160ZM180 183H181V181H180ZM208 183V182H207ZM223 183V182H222ZM225 183V182H224ZM224 183H223V185H224ZM262 183H260L261 185H263ZM80 184H81V180H80ZM88 184V183H87ZM184 184V183H183ZM186 184V183H185ZM249 183H247L246 185L248 186V188H249V185H248ZM83 185V184H82ZM140 185V184H139ZM138 185V186H139ZM145 184H142V186L143 187H145L144 186ZM152 186H153V184H151ZM161 185V184H160ZM166 185V184H165ZM190 185H193L192 184V182L190 181L189 182V185L188 186H190ZM209 185V184H208ZM222 185V184H221ZM245 184H244V186H246ZM83 186H85V185H83ZM87 186V185H86ZM137 186V187H138ZM141 186V185H140ZM141 186V187H142ZM147 186V185H146ZM170 186V185H169ZM174 186H176V185H174ZM174 186H172L173 187V189H174ZM178 186H179V184H178ZM201 186V185H200ZM215 186V185H214ZM127 187V186H126ZM151 187V186H150ZM154 187L156 188V186H155V184H154ZM158 187H159V185H158ZM206 187V186H205ZM212 187V186H211ZM259 187V186H258ZM77 188H78V186H77ZM76 188V189H77ZM87 188V187H86ZM86 188H84V190L86 189ZM125 188V187H124ZM128 188H130V187H128ZM145 188H148V187H145ZM170 188V187H169ZM176 188H177V186H176ZM195 188H196V186H195ZM195 188H193V189H195ZM198 188H200V187H198ZM213 188V187H212ZM226 188H227V185H226ZM102 189V190H103ZM144 189V188H143ZM201 189H202V187H201ZM211 189V188H210ZM213 189H215V188H213ZM212 189V190H213ZM228 189V188H227ZM2 190H4V191H2ZM78 190H80V188L78 189ZM140 190H142V189H140ZM159 190H161V189H159ZM179 190V189H178ZM199 190V189H198ZM198 190L196 189V191L198 192ZM204 190V189H203ZM87 191H88V189H87ZM143 191V190H142ZM146 191H147V189H146ZM205 191H206V189H205ZM205 191H203L202 193V197L204 198V194L206 193ZM214 191V190H213ZM219 191H220V194H222L221 193V191H222V189L220 190L219 189ZM218 191V192H219ZM144 192V191H143ZM201 192V191H200ZM211 192V191H210ZM215 192V191H214ZM213 192V193H214ZM239 192H241L240 190H239ZM76 193H78V191L76 192ZM83 193H84V191H83ZM133 193V192H132ZM166 193V192H165ZM212 193V192H211ZM232 193H233V191H232ZM262 193V194H261ZM104 194V193H103ZM135 194H138V193H135ZM143 194V193H142ZM147 194V193H146ZM182 194V193H181ZM236 194H238V193H234V194H232V195H234V197L236 198H238V200L240 199ZM240 194V193H239ZM238 194V195H239ZM242 194V193H241ZM197 195H200V193H198ZM207 195V194H206ZM209 195V194H208ZM224 195H226V193H224ZM249 195V194H248ZM4 196V197H3ZM7 196V197H6ZM87 196V195H86ZM157 196V195H156ZM166 196V195H165ZM211 196V195H210ZM219 197H220V195H218ZM247 196V195H246ZM6 197V200L5 199H2V198H5ZM77 197H78V195H77ZM90 197H92V195L90 194ZM89 197V198H90ZM135 197V196H134ZM143 197V196H142ZM182 197H183V194H182ZM198 197V196H197ZM229 197V196H228ZM17 198V199H16ZM85 198V197H84ZM83 198V199H84ZM93 198V197H92ZM91 198V199H92ZM157 198H158V196H157ZM160 198V197H159ZM186 198V202H187V200L189 201V199H187L188 197H185ZM195 198H196V196H195ZM205 198H207V196L205 197ZM211 198H213V197H211ZM226 198H227V196H226ZM248 198V197H247ZM22 201H21V200ZM214 199H215V197H214ZM228 199H230V198H228ZM246 199V198H245ZM13 200H15V201H13ZM17 200H19V201H21V204L22 205H19L20 203H19V201H17ZM87 200V199H86ZM85 200V201H86ZM93 200V199H92ZM163 200V199H162ZM162 200H161V202H162ZM205 200V199H204ZM202 198H201V201H204ZM217 200V199H216ZM216 200H214L215 202H217L218 204H219V202L218 201H216ZM222 200V199H221ZM232 201H233V199H231ZM230 200V201H231ZM237 199H235V201H236ZM242 200V199H241ZM247 200V199H246ZM249 200V199H248ZM260 200V199H259ZM60 201V202H59ZM85 201H83V203H84V205H87L86 204V202ZM185 201V200H184ZM207 201V200H206ZM209 201V200H208ZM220 201V200H219ZM225 201H226V199H225ZM13 202V204L15 205V204H17V206H15V208H14V205L12 204V206L10 205V203H12ZM16 202V203H15ZM18 202V203H17ZM58 202L60 203L59 204V206H57V208L54 210V209H52L53 207L52 206H54V205H58ZM135 202V201H134ZM134 202H133V204H134ZM138 202H139V200H138ZM143 202V201H142ZM141 201H140V203H142ZM145 202V201H144ZM190 202V201H189ZM188 202V203H189ZM192 202V201H191ZM190 202V203H191ZM200 202V201H199ZM205 202V201H204ZM211 202H213V201H211ZM236 202H238V201H236ZM80 202H78V204H79ZM139 203V204H140ZM169 203V202H168ZM223 203V202H222ZM222 203H220L219 205L221 206V204ZM239 203V202H238ZM238 203H236L237 205H238ZM248 203V202H247ZM135 204H138L137 202L135 203ZM134 204V205H135ZM138 204V205H139ZM143 204H145V203H143ZM164 204V203H163ZM201 204V203H200ZM208 204V203H207ZM212 204V203H211ZM215 204V203H214ZM77 205V204H76ZM81 205V204H80ZM97 205H98V203H97ZM97 205H96V203H95V206L97 207ZM133 205V206H134ZM194 205V204H193ZM210 205V204H209ZM226 205H228V203L226 204ZM226 205H224L225 207H226ZM231 205H235V203H231ZM241 205V204H240ZM239 205V206H240ZM245 205H247V204H245ZM19 206V207H18ZM67 205H65V207H66ZM70 207H71V205H69ZM93 207H94V209H95V206L94 205H92ZM99 206V205H98ZM140 206H142V204H140ZM212 207H213V205H211ZM215 206V205H214ZM229 206V205H228ZM239 206H234V207H239ZM61 207V208H60ZM83 206H81V208H82ZM166 207V206H165ZM172 207V206H171ZM176 207V206H175ZM216 207V206H215ZM261 207V208H260ZM58 208H60V210L61 209H64V210H61V211H58L59 209ZM77 208H79L78 206H77ZM89 208H90V206H89ZM188 207L186 206V209H187ZM195 208V207H194ZM214 208V207H213ZM220 208V207H219ZM221 208H223V207H221ZM220 208V209H221ZM245 208V207H244ZM249 208V207H248ZM58 209V210H57ZM75 209V208H74ZM90 209H92V208H90ZM135 209V208H134ZM185 209V210H186ZM209 209H211L210 207H209ZM232 209V208H231ZM236 209H238V208H236ZM256 209H258V211H261V213H257L258 211L256 210ZM142 210V209H141ZM173 210V209H172ZM171 210V211H172ZM184 210V209H183ZM184 210V211H185ZM222 210V209H221ZM81 211V210H80ZM92 211V210H91ZM144 211H146V209H144ZM184 211H182V212H184ZM187 211V210H186ZM185 211V212H186ZM223 211V210H222ZM239 211H241L240 209H239ZM246 211V210H245ZM82 212V211H81ZM184 212V213H185ZM226 212V211H225ZM233 212V211H232ZM242 212H244V211H242ZM251 212H253V213H251ZM67 213V214H66ZM92 213V212H91ZM149 213V212H148ZM152 213H154V212H152ZM223 214H224V212H222ZM221 213V214H222ZM234 213H235V211H234ZM236 213H237V210H236ZM244 213H248V212H244ZM243 213V214H244ZM150 214V213H149ZM170 214V213H169ZM172 214V213H171ZM181 214V213H180ZM178 215L179 217L181 216V215ZM222 214V216H224ZM230 214V213H229ZM64 215H66V216H64ZM82 215V214H81ZM92 215V214H91ZM98 215H99V213H98ZM166 215H167V213H166ZM174 215H176V214H174ZM238 217L240 216V214L239 213H237L236 214ZM242 215V214H241ZM248 215V214H247ZM86 216H87V213H86ZM226 216V215H225ZM235 216V215H234ZM243 216V215H242ZM118 217V216H117ZM182 217H183V214H182ZM181 217V218H182ZM201 217V216H200ZM218 219H217V221L219 222V217L218 216H216ZM229 217H231L230 215H229ZM238 217H236V218H238ZM80 218V217H79ZM86 218V217H85ZM120 218V217H119ZM172 218V217H171ZM222 218V217H221ZM220 218V219H221ZM247 218H249V217H247ZM252 218H253V216H252ZM252 218H249L250 219V221H251V224H249L248 225V227L250 228V226H252V225H255V224H252V223H254L255 221H253L252 222ZM66 221H67V219L66 218H64ZM91 219V218H90ZM216 219V218H215ZM37 220V221H36ZM76 220V221H75ZM227 220H228V217H227ZM227 220H224L223 221V219H222V224H224L225 223V221L227 222ZM239 220V219H238ZM246 220V222L247 221H249V220H247V219H245ZM64 222L63 223V225L65 224V225H67L66 223L67 222ZM93 221V220H92ZM216 221V220H215ZM215 221H214V223H215ZM216 221V222H217ZM221 221V220H220ZM229 222H230V220H228ZM233 222H231V223H229V224H231V226L233 227V225H234V227L233 228H235V224H233L234 223V219L232 220ZM240 221V220H239ZM37 222V223H36ZM95 222H96V219H95ZM213 222V221H212ZM218 222H217V224H218ZM235 222H237L236 220H235ZM81 223V222H80ZM117 224H120V223H122V221L120 220V219H117V222H116ZM180 223V222H179ZM192 223V222H191ZM82 224V223H81ZM220 225H222L221 223H219ZM218 224V225H219ZM226 224V223H225ZM224 224V225H225ZM228 224V225H229ZM244 223H243V221H242V225H243ZM248 224V223H247ZM64 225V226H65ZM71 224L70 223H68V226L69 227H71L70 226ZM94 225V228H95V224H93ZM97 225V224H96ZM114 225H116V224H114ZM219 225V226H220ZM224 225H223V227H224ZM238 223L236 224V228H235V230L237 231V229H238V231L241 233V230H239V228H240V225H238L239 226V228H238ZM63 226V227H64ZM77 226H80V224H78ZM214 226H215V224H214ZM213 226V227H214ZM256 226V225H255ZM69 227H67L70 231H73V229L75 230L76 229V231L80 228H78L77 229V227L75 228H72V229H70ZM96 227H98V226H96ZM186 227V226H185ZM213 227H212V229H213ZM222 227V226H221ZM231 227V228H232ZM243 227L244 228H246L245 227V225H243ZM62 228V227H61ZM142 228V227H141ZM217 228V226L215 227V229ZM224 228H227L226 227V225H225V227ZM224 228H223V230H224ZM231 228H229V229H227V230H231ZM232 228V230H234ZM241 228H242V226H241ZM248 228V229H249ZM256 228V227H255ZM64 229L65 230H59V231H64V233L63 234H67V229H66V226L64 227ZM90 229H91V227H90ZM100 229V228H99ZM97 230L96 229V233H98V231H100V230ZM144 229V228H143ZM218 229V228H217ZM216 229V230H217ZM248 229H247V231H248ZM206 230H209V229H206ZM219 230V229H218ZM217 230V231H218ZM246 229H243V231H245ZM249 230H252V229H249ZM51 231H52V233H51ZM65 231H66V233H65ZM75 231V232H76ZM81 231V230H80ZM143 231V230H142ZM212 231V230H211ZM211 231H207L205 234L206 235H204V240H205V237L207 238L208 237V234H210L211 233ZM215 231V230H214ZM236 231H234L235 232V234H236ZM247 231L245 232V233H243L242 232V236H243V234L244 235H246V236H248L247 237V239L248 240H251L250 239V235H247ZM256 231H257V229H256ZM263 230H261V235H262V233H263V235H264V232H262ZM69 232V231H68ZM74 231H73V233H71V234H73V236L74 235H77V239H79L80 237H82L81 235L82 234H80V237H79V235L77 234L78 232H76L75 233ZM83 232V231H82ZM84 232H85V230H84ZM143 232H145V231H143ZM223 233H224V235H226L225 233L227 232V231H222ZM231 232V231H230ZM230 232H228L229 234H230ZM213 233H215V232H213ZM228 233H227V235L226 236H229L228 235ZM233 233V232H232ZM255 233V232H254ZM253 232H252V234H254ZM51 234H52V236H51ZM144 234V233H143ZM149 234V233H148ZM234 234V235H235ZM114 235V234H113ZM140 235V234H139ZM179 235V234H178ZM233 235V234H232ZM231 235V236H232ZM237 236L239 235V233L238 234H236ZM254 235H258L257 233H255ZM254 235H253V237H254ZM58 236V237H57ZM56 237H57V239L60 237V235H57ZM64 236H66V235H64ZM141 236H143V235H141ZM166 236V235H165ZM169 236V235H168ZM211 237H212V239H214V235L213 234H211L210 235ZM209 236V237H210ZM221 236V235H220ZM241 236V237H242ZM246 236H244V238H243V244L246 246V248H247V243H246ZM74 237H76V236H74ZM79 237V238H78ZM89 237V236H88ZM109 237V236H108ZM145 237V236H144ZM210 237V238H211ZM218 236H215V239L217 238ZM225 237V236H224ZM223 237V239H225ZM241 237L239 236L238 238L239 239H241ZM252 236H251V238H253ZM83 238H84V236H83ZM99 238V237H98ZM219 238H221V237H219ZM236 238V237H235ZM234 238V236H233V239H235ZM255 238V237H254ZM253 238V239H254ZM60 239H62V236H61V238ZM66 239V238H65ZM87 239V238H86ZM96 239H97V237H96ZM96 239H94V240H96ZM140 239V238H139ZM212 239H210V240H212ZM218 239V238H217ZM222 239V238H221ZM231 239V238H230ZM238 239V240H239ZM64 240V239H63ZM81 240V239H80ZM90 240V239H89ZM105 240V239H104ZM145 240V239H144ZM207 240H209L208 238H207ZM78 241V240H77ZM84 242L82 243V246L85 248V244H89V242L88 243H86L85 242V239L83 240ZM87 241V240H86ZM93 241V240H92ZM92 241L90 242V244H91V247H94V244L96 243V242H94V243H92ZM97 241V240H96ZM123 242L125 241V240H122ZM128 241V240H127ZM127 241H126V243H127ZM142 241H143V239H142ZM218 241H220V240H218ZM244 241H245V243H244ZM57 242H59V243H57L58 245L61 243V245H63V243L62 242H66V243H64L66 246H68L67 244L69 243V241H62L61 242V240L59 241V239L57 240ZM80 242H82V241H79V243ZM113 242V241H112ZM122 242V243H123ZM147 242V241H146ZM173 242L175 243V241L173 240ZM177 242V241H176ZM223 242V241H222ZM11 243H10V247L9 248H13L12 246H11ZM71 243V242H70ZM70 243H69V246H70ZM120 244H121V242H119ZM208 243V242H207ZM212 243V242H211ZM210 243V244H211ZM220 243H221V241H220ZM226 243V242H225ZM230 243V242H229ZM233 243V242H232ZM36 244H34V245H36ZM73 244V243H72ZM72 244H71V246H72ZM81 244V243H80ZM80 244H78L79 245V247L80 248H82L81 246H80ZM84 244V245H83ZM93 244V245H92ZM118 244V243H117ZM120 244H118L120 247L119 248H121L122 246L120 245ZM144 244V243H143ZM213 244V243H212ZM227 244H228V242H227ZM231 244V243H230ZM239 244V243H238ZM240 244H241V241H240ZM248 244H249V241H248ZM61 245H60V247H61ZM73 245H75V244H73ZM108 244H106V246H107ZM115 245V244H114ZM125 245V243L123 244V246ZM146 245H147V243H146ZM221 245H222V243H221ZM220 245V246H221ZM231 245H233V244H231ZM244 245H241V247H240V245H239V247L242 249V246H244ZM66 246L64 247V248H66ZM96 246H97V244H96ZM110 246V245H109ZM116 247H117V245H115ZM171 246V245H170ZM209 246V245H208ZM234 246V245H233ZM254 246H255V248H256V251H257V253H259L260 254V256H261V254H264V238L263 237H261V236H257L256 237V239H255V241H254ZM38 247V246H37ZM37 247L35 246V249H37ZM73 247V246H72ZM76 247V246H75ZM75 247H73V249H75ZM78 247V246H77ZM98 247H100L99 246V243H98ZM97 247V248H98ZM113 246H111V248H112ZM125 247V246H124ZM145 246H143V248H144ZM149 247V246H148ZM161 247H162V245H161ZM210 247V246H209ZM216 247H217V245L215 244V250H216ZM61 248H63V246L61 247ZM63 248V249H64ZM88 248H90V246L88 247ZM97 248H95V249H97ZM126 248V247H125ZM212 248H214V247H212ZM218 248V247H217ZM229 248V247H228ZM227 248V249H228ZM237 248H238V246H237ZM237 248H235V249H237ZM252 248V247H251ZM251 248H249V250L251 249ZM39 249H40V247H39ZM38 249V251H40ZM55 249V248H54ZM83 249V248H82ZM99 249V248H98ZM97 249V250H98ZM105 248H103V249H101V250H104ZM146 249H147V247H146ZM145 248H144V251H147ZM233 249V248H232ZM240 249V250H241ZM253 249V248H252ZM251 249V250H252ZM10 250V252H13L12 251V249H9ZM34 250V249H33ZM42 250V249H41ZM68 250V251H67ZM66 251H67V255L68 256H70L71 258H72V256L74 257V252L72 251V249L71 248H69V249H67ZM76 250V249H75ZM78 250H79V248H77V252L76 253H78ZM87 250H89V249H87ZM87 250H85V249H83V252H87ZM96 250V251H97ZM106 250V249H105ZM120 250V249H119ZM150 250V249H149ZM211 250H213V249H210V251ZM238 250V249H237ZM242 250H245L246 251V249H242ZM242 250H241V252H242ZM250 250V251H251ZM35 251V250H34ZM33 251V252H34ZM90 251V250H89ZM92 251H93V249H92ZM91 251V252H92ZM207 251V250H206ZM220 251V250H219ZM233 251V250H232ZM249 251V252H250ZM253 251H255V249H253ZM32 252V253H33ZM37 252V251H36ZM65 252V251H64ZM83 252H80L79 254H81V255H83ZM90 252V253H91ZM95 251H93V253H94ZM110 252H111V250H110ZM149 254H151L152 253V250H150V251H147ZM147 252H146V255H147ZM151 252V253H150ZM154 252V251H153ZM217 252V251H216ZM223 252V251H222ZM221 252V253H222ZM225 252H226V250H225ZM238 252H239V250H238ZM248 252V251H247ZM31 253V254H32ZM44 253V252H43ZM61 253L63 254V252H62V249H61ZM66 253V252H65ZM93 253H91V254H93ZM108 253V252H107ZM112 253V252H111ZM141 253V252H140ZM214 253H215V251H214ZM219 253V252H218ZM217 253V254H218ZM244 253V252H243ZM250 253H252V252H250ZM257 253H255V252H253V256L254 255H257L256 257H258L259 255L257 254ZM37 253H35V255H36ZM62 254H61V258L64 256H62ZM77 255V256H80V255ZM88 254H89V252H88ZM95 254V253H94ZM98 255L100 254V253H97ZM105 253H103V255H104ZM173 254V253H172ZM226 254V253H225ZM225 254H224V256H225ZM228 255H229V253H227ZM248 254V253H247ZM39 255V254H38ZM75 255V256H76ZM90 255V254H89ZM89 255H87V253H84V256L87 258ZM96 255V254H95ZM97 255V256H98ZM103 255H102V258H103ZM116 255V254H115ZM140 255V254H139ZM208 256H209V254H207ZM212 254H210V256H211ZM234 255V254H233ZM233 255H232V258H235V261H234V264H235V262L237 261L236 260V257H233ZM238 255V254H237ZM236 255V256H237ZM249 256H250V254H248ZM247 255V256H248ZM33 256V255H32ZM31 256V257H32ZM41 256H42V254H41ZM82 257L83 258V261H85L84 259H86L85 257ZM101 256V255H100ZM126 256V255H125ZM124 256V257H125ZM136 256V255H135ZM141 256V255H140ZM143 256L144 257H146L144 254H143ZM142 256V257H143ZM217 256V255H216ZM239 256V255H238ZM237 256V257H238ZM243 256V255H242ZM244 256H245V254H244ZM248 256V257H249ZM252 256V259L254 258V259H256L255 260V262H258L259 260L257 259V258H255V256L253 257ZM263 257H264V255H262ZM261 256V257H262ZM31 257H29L30 259H31ZM33 257H35V259H36V256H33ZM32 257V258H33ZM47 257V256H46ZM49 257H47V258H49ZM59 257V256H58ZM65 257V256H64ZM63 257V258H64ZM92 257V256H91ZM96 257V256H95ZM104 257H105V255H104ZM108 257V256H107ZM111 257V256H110ZM109 257V258H110ZM122 257V256H121ZM142 257L140 258V259H142ZM149 257H153V255L151 256V255H149ZM213 257V256H212ZM223 257V256H222ZM261 257H260V259H261ZM6 258V256L4 257V259ZM28 258V259H29ZM38 258V257H37ZM44 258V257H43ZM42 258V259H43ZM79 258V257H78ZM99 258V257H98ZM134 258V257H133ZM133 258H131L130 257V261H131V259H133ZM137 258H138V256H137ZM136 258V259H137ZM148 258V257H147ZM208 258V257H207ZM206 258V259H207ZM210 258V257H209ZM225 258V257H224ZM244 258V257H243ZM0 259H1V257H0ZM34 259V258H33ZM89 259V258H88ZM91 259V258H90ZM93 260H94V258H92ZM99 259H101V258H99ZM106 259V262L105 263H107L109 260V262H111V260H113V258L112 259H109V260H107V258H105ZM115 259V258H114ZM117 259H119V258H117ZM135 259V258H134ZM150 259V258H149ZM221 259V258H220ZM238 259V258H237ZM245 259H247V258H245ZM245 259H243V260H245ZM253 259V260H254ZM8 260H6L7 262H8ZM44 260V259H43ZM72 260H73V258H72ZM72 260H71V263L73 264V262H72ZM74 260H77L76 259V257L74 258ZM79 260V259H78ZM87 260V259H86ZM103 260V259H102ZM147 260V259H146ZM171 260V259H170ZM228 260V259H227ZM234 260V259H233ZM242 260V261H243ZM1 261V260H0ZM61 261L62 262H64L63 261V259H61ZM82 261V260H81ZM97 261V259H95V262ZM99 261V260H98ZM101 261V260H100ZM100 261H99V263H100ZM129 261V262H130ZM133 261V260H132ZM137 261H139V260H137ZM143 262L145 261V260H142ZM208 261V260H207ZM214 261V260H213ZM217 261H219V260H217ZM220 261H222V260H220ZM31 262V261H30ZM57 262H59V263H61L60 262V260L58 259V261ZM80 262V261H79ZM94 262V263H95ZM103 262H104V260H103ZM116 262L117 261H115V264H116ZM122 262V261H121ZM150 262V261H149ZM171 262V261H170ZM169 262V263H170ZM186 262V261H185ZM197 262V261H196ZM205 262V261H204ZM261 262V261H260ZM260 262H259V264H260ZM264 262V259H263V261H262V263L261 264H264L263 263ZM1 263V262H0ZM27 263V262H26ZM45 263V262H44ZM58 263V264H59ZM71 263H69V264H71ZM114 263V262H113ZM112 263V264H113ZM125 263V262H124ZM127 263V262H126ZM131 263H133V262H130V264ZM145 263H147V262H145ZM152 263H154L152 260H151V263H148V264H152ZM206 263V262H205ZM215 264H218V263H216V262H214ZM221 263V262H220ZM223 263H225V262H223ZM229 263V262H228ZM237 263V262H236ZM243 263H247V262H243ZM1 264H3V263H1ZM4 264H7L6 262H4ZM31 264H33V263H31ZM36 264H37V262H36ZM63 264V263H62ZM67 264H68V262H67ZM74 264H76V263H74ZM77 264H78V262H77ZM82 264V263H81ZM89 264V263H88ZM91 264V263H90ZM93 264V263H92ZM96 264H98V262L96 263ZM135 264V263H134ZM144 264V263H143ZM226 264V263H225ZM242 264V263H241ZM249 264H252V263H249ZM255 264V263H254Z\"/></svg>",
  "mask_w": 264,
  "mask_h": 264
}]
</instances>
